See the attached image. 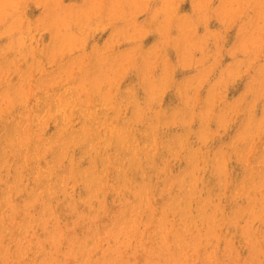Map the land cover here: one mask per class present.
<instances>
[{
	"label": "rangeland",
	"instance_id": "1",
	"mask_svg": "<svg viewBox=\"0 0 264 264\" xmlns=\"http://www.w3.org/2000/svg\"><path fill=\"white\" fill-rule=\"evenodd\" d=\"M1 2H4V3L6 2L8 4H5L4 5L5 12L3 10V12H4L3 15L4 16H2V17H5V15H6V17H5L6 20L0 16V23L3 25V26L0 27V30H1L0 33L1 34L3 33L0 36V46H1L0 47L1 48V50H0L1 51L0 52V58H2V59H0V65H1L0 66V74H1L0 84L3 82V84L0 85V88H2V90L4 91V92H2V90H0V92L3 93V95L4 94L5 95L8 94V95H6V97L4 96L5 99L8 96H9V98H7V102H6L5 99H3V101L0 100L1 101L0 102V110H1L0 111V144H1L0 145V186H1L0 187V197H1L0 198V214L1 215L0 216H3V217H0V239H1L0 245L1 244L4 245V247H1L2 245L0 246L2 248L0 250V253H1V255H0V260H1L0 261V264L1 263L2 264H8V263L9 264H14V263L15 264H18V261H16V260H19V262H21L20 264H53V263L54 264H60L61 263L60 261H64L65 262V263L62 262L61 264H69V263L70 264H72V263L73 264H75V263H77V264H81V263L82 264H85V263L86 264H100V263L101 264H110L111 262H112V264H113V262H114V264H117V263L118 264H121V263H123V264H127V263L128 264L129 263L130 264L131 263H133V264L134 263H136V264H141V263L142 264H147V263L148 264L149 263L150 264L151 263L156 264V263L159 262L158 260H160V262H159L160 264H163V263L164 264H170L171 261H173L172 264H179V263H181V264H187V263L188 264H198L197 262H199V264H208V263L209 264H221V263L222 264H233V262H234V264H236V263L237 264H249V262L251 264H264V251H263L264 250V213H261V212L264 211V205H263V203H264L263 202L264 201V198H263L264 197V186H262V185H264V181H262V179L264 180V174H263L264 168L262 169V165H264V163H263V159H264V156H263L264 155V152H263V150H264V146H263L264 145V137H263L264 136V133H263L264 132V125L262 127V123L264 124V122H263L264 121V118H263L264 117V93L262 92V91H264V82H263L264 81V69H263L264 68V59H263L264 58V55H263L264 54V49H263L264 48V36H263L264 35V27H263L264 26V0H0V3ZM45 4H48L49 6L47 7V5H45ZM51 6L53 7L52 10L50 9ZM44 8H45V10H44ZM48 9L50 11H48ZM93 9H96V11L93 12ZM86 11H87V14L85 13ZM48 12H50V13H48ZM9 13H11V15H8ZM51 13H52V15H51ZM15 14H17V16ZM48 15H49V17H48ZM255 15H257V18H256ZM12 16H13V18H12ZM26 16H27V19H26ZM44 16H45V19H47V20L44 19ZM46 16H47V18H46ZM50 16H53V17H50ZM54 17L55 18H59L60 17V19H63V17H64L65 23H67V24H59L60 25V28L58 29L59 26L56 27L55 21L53 20ZM49 18H51V19H49ZM17 19L19 20V22L16 21ZM66 19H69L68 20L69 23L67 22ZM257 19H258V21H257ZM44 20L46 22H44ZM75 20H77L76 21L77 24H75L76 23V22H74ZM32 21H34V22H32ZM119 21H121V22H119ZM10 22L11 23H14V25H16V27H17V30L16 31L14 29L12 31L10 30L11 32H13V34L6 33L5 32L6 28H8L10 26V24H11ZM28 22H29V25L30 26L28 25ZM170 23H171V26H170ZM252 23L255 24V25H252ZM19 24H20V26H22V28L21 27L19 28ZM45 24L49 25V27H47V25H45ZM158 24H159V26H158ZM64 25H67L68 27L67 26H64ZM28 26H29L30 29L28 28ZM52 26L54 28V29L53 28L52 29L55 30V32L51 29ZM168 26L169 27H172V28H169ZM18 28H19V30H18ZM27 28H28V30H27ZM63 28L65 29V31L63 30ZM128 28L129 29L131 28V29L128 30ZM168 28H169V31H168ZM170 29H172V30H170ZM179 29H181L180 30L181 31L180 33L178 32ZM69 30H71V32ZM72 30H74V31H72ZM19 31H21V33ZM261 31H263V32L261 33ZM50 32H51V34H55V35L54 36L52 35L53 37H51V35L49 34ZM58 32L60 34V37H62L63 35L64 36L66 35V38H72V36L74 37V34H75L76 38H77V36L81 37V39H78L77 40L78 42L81 41L80 42V45H79V49H78L77 46H71V47H68V48L65 47V46H67L66 43L69 40H67L66 43H64V45H62V44L60 45V47L62 46L65 49H63V48L60 49V47L57 46V45H59V44H57V42H59V34H58ZM74 32H76L77 34L74 33ZM124 32L126 34H124ZM133 32H135V33H133ZM168 32L170 33V35H169ZM127 34H130V36H128ZM160 35H161V37H160ZM18 36H21L24 39V41H23V39L21 37H18ZM24 36H25V38H24ZM56 36L58 37L57 41L54 38ZM121 36H125V37H121ZM11 37L13 38V40L11 39ZM50 37L52 39L53 38L54 39L52 40ZM261 37H263V38H261ZM18 38H20V40L23 41L22 44H21V41L20 40L18 41V43L15 42V41L18 40ZM128 38L130 40H128ZM9 40H11L10 43H9ZM84 40H86V41H84ZM180 40H182V42H180ZM48 41H50V42H48ZM137 42H138V44H141L140 47H139L138 44H136ZM174 42H175V46H174ZM5 43L10 48L7 47ZM23 43L25 45H27V46L25 47V45H23ZM133 43H135V44H133ZM160 43L162 44V46L160 45ZM179 43H181V44H179ZM8 44H10V45H8ZM11 44H13V46ZM132 44H133V46L131 47ZM83 45H85V46H83ZM177 45L179 46L180 49L179 48L176 49V46ZM92 46H93L94 49L92 48ZM133 47H134V49H133ZM202 47H203V49H202ZM15 48H17V49L15 50ZM26 48H27V52H26ZM76 48H77V50H76ZM49 49L50 50L51 49L52 50H56V52L58 50L59 51H58V53H56L55 51L51 52ZM141 49H143V50H141ZM197 49H199V50H197ZM222 49H223V51H222ZM18 50H19V53H17ZM100 50H101V52H100ZM136 50H138V51H136ZM160 50H162V51L165 50L163 52L164 55L162 54V51H160ZM236 51H238V52H236ZM44 52H47V53H44ZM48 52H51V53H48ZM79 52L80 53L82 52V53L80 54ZM99 52L102 53V56L110 57L109 59L112 60V61H110L108 59L109 62L107 64H103L104 66L106 65V67L102 66L104 68V70L106 71L105 74H107V76H106L107 78L105 77L103 79H99L98 80V82L100 83V85H99V83H95L94 82V79L95 78H98V77H95L94 78V76H92V77L90 76V78H88V79H89L91 85H89L90 83L87 81V79L85 80L87 82L83 81V77H81V75H82V72L85 73L87 71V69L92 70L90 72V74L92 75L94 73L93 71H95V67H93L94 64H96L95 65L96 67L98 65H101V64L98 63V61L102 57L101 56L100 58H98ZM145 52H146V54H145ZM191 52L193 54H191ZM221 52H223L224 55ZM258 52H259V55H258ZM14 53L16 54V56H15ZM32 53H34V55ZM83 53L84 54L86 53V56ZM156 53H158L160 55H158ZM19 54H20V56H19ZM48 54H50V55H48ZM143 54L146 55V57ZM153 54H155L157 56H155ZM233 54H234V56H233ZM52 55L53 56L54 55L56 56L54 60H53V56ZM83 55L85 56L84 58H83ZM87 55H89L90 57L87 56ZM107 55H109V56H107ZM222 55H223V57H222ZM256 55H258V56H256ZM26 56H27V58H25ZM31 56L32 57L35 56L37 59L35 57H33V58H35L36 60L33 59V58H31ZM96 56H97V58H96ZM125 56H128L130 58L133 57L134 58V63H132L133 62L132 61L133 58H132L131 59V62H130V65L127 64V63H125L126 66H125V64H124L125 67L122 66L123 62H125L122 59ZM139 56H140V58H139ZM158 56H159V58H158ZM262 56H263V58H262ZM16 57H17L18 61H17ZM80 57H81V59H82L83 62L80 61L79 67L80 66L83 67V68L85 67L86 68L85 71H84L85 68L81 71L80 70L81 67L80 68L73 67V68H75V72L76 73L75 72H72V69L73 68L70 69L69 71L66 72V74H67V77H65L66 79H64V77H59V79L56 77L55 74L57 73V70H53V69H55L57 66H59L60 68H62L63 66L66 67L65 64L66 63L68 64L69 60H71V59L74 60V59L80 58ZM114 57H117V58L113 59ZM166 57H167V59H165ZM180 57H181V60H180ZM204 57H206V58H204ZM229 57H230V59H229ZM255 57H258V58H256L257 60L254 59ZM11 58H13V60H15V65L13 63V66L14 67L12 66L13 60ZM152 58L153 59L155 58V59L153 60ZM186 58H187V60H186ZM10 59L12 60L11 62H9ZM158 59H159V61H158ZM168 59L170 61H167ZM198 59H200V61ZM149 60L150 61L153 60V62L151 63ZM197 60H198V62H197ZM243 60H244V62H243ZM135 61L136 62L138 61V62L136 63ZM180 61H182V62H180ZM195 61H196V63H195ZM32 62H33V64L35 63L34 64L35 66L32 64ZM63 62H65V63H63ZM162 62H163V64H165V62H166V64L163 65ZM167 62L168 63L170 62V64H168ZM203 62H205V63H203ZM9 63H11V64H9ZM30 63H31L32 66L29 65ZM179 63H181V65ZM186 63H188V64H186ZM109 65H110V67H109ZM132 65H134V66H132ZM169 65H170L169 68L173 67L174 70L171 68L169 70L170 71L169 72L166 69V66L168 67ZM184 65H185V67H184ZM240 65H241V67H240ZM248 65H250V67ZM29 66H30V68L31 67L32 68L30 69ZM33 66L35 68H33ZM89 66H91V67H89ZM245 66H247L248 69L246 68L247 70H244V72H243L242 70H243V68L245 69ZM117 68H119L120 72L117 71L118 70ZM163 68H165V69H163ZM32 69H33V71H32ZM122 69H123V71L124 70L125 71L122 72L121 71ZM146 69H148V72L147 73H146ZM211 69H213V70H211ZM20 70H23L24 71V74H26V75H24L23 74V71H20ZM27 70H29V71L28 72H25ZM45 70H47L49 72H46ZM63 70H64V68H62L61 70L59 69L60 72L64 73L66 71V69L64 71ZM171 70H173V73H172ZM186 70H187V73H186ZM41 71H42V73H41ZM70 71H71V74L73 76L76 75V77L75 76L72 77V75L69 74ZM73 71H74V69H73ZM108 71H111V72H108ZM237 71H238V76H235L237 74L236 73ZM20 72H21V74H20ZM45 72L47 74L49 73L50 74V77H49V75L47 76V74ZM79 72H81L80 75H77V74H79ZM114 72H116L117 74L115 73L116 74L115 75ZM155 72H156V74H155ZM51 73H52V75H51ZM232 73H235V75L234 74L232 75ZM16 74L18 76H19V74L21 76H23V77L19 76V77L23 78V81L22 80H19L21 78H19L18 76H16ZM32 74H33V76H32ZM123 74H124V76H123ZM38 75H39V77H38ZM40 75H42V76L45 75V76L42 77ZM118 75H120V76L118 77ZM141 75H142V77H141ZM162 75H164V76H162ZM170 75L173 76V77H171ZM30 76L32 78H30ZM209 76H210V78H209ZM16 77L18 79V82H15L14 83V81H16ZM80 77H81V79H79ZM36 78H40L41 80L39 82H37L39 79H36ZM119 78H121V79H119ZM160 78L163 80V83L164 84L162 83V81H161ZM163 78H166V79H163ZM169 78H171V79H169ZM173 78H174V81L172 80ZM9 79H10V83L13 82L11 85L9 84ZM51 79H52V82H50ZM152 79H154V80L152 81ZM193 79H194V81H193ZM223 79H224L225 82L222 84ZM43 80L44 81L46 80V81L44 82ZM67 80L69 81V84H70L71 88H75V89H73V91H75V90H76V92L77 91H81L78 97H66L67 88L65 89V87L67 86L66 84H68L67 83ZM79 80H81V81H79ZM100 80L103 81L105 85ZM107 80H110L111 81L109 84H111L112 86L107 87L109 85V84H107ZM119 80H121L120 83H117V81L119 82ZM158 80H160V82ZM170 80H171V82H170ZM233 80H234V82H233ZM4 81H6L5 83L8 84L9 87L4 83ZM35 81H36V83H35ZM112 81L114 82V84H112L113 83ZM149 81L152 82V83H150ZM166 81H168V82H166ZM202 81H203V83H202ZM22 82L24 84V86H23L24 89L23 90H25L24 91L25 93H24V95L22 94V96L19 97V96L16 95L17 94L16 93L17 91L15 90V88H17L18 86H20V84H18V83H22ZM30 82H31V84H30ZM49 82H50V84H49ZM195 82H196V85H195ZM79 83H81V84L79 85ZM131 83L133 85H132V89L129 92V89L131 88V85H130ZM158 83H160V84L158 85ZM165 83H167L166 84L167 88L165 86ZM175 83H177V84H175ZM182 83H183V85H182ZM236 83L238 85H236ZM75 84L78 85L80 87V89L81 88L82 89L80 90L79 87L78 86L76 87ZM82 84L83 85L85 84V85L82 87L81 86ZM150 84H151V86H150ZM152 84H154V85L152 86ZM87 85H89V87H91V86L96 87L97 90H99V92L98 91H95V88H93V90L90 89V91H89V87H87ZM161 85L165 89L162 88ZM10 86H11V88H10ZM85 86H86V89H85ZM191 86H192V88H191ZM222 86H224V87H222ZM177 87H179L180 89L177 88ZM8 88H9V90H7L8 93H6L5 91ZM102 88H104V93H106V94H103V92H102L103 89ZM176 88H177V90H176ZM181 88L184 89V90H182ZM218 88H219V90H218ZM113 89H115L116 91L113 90ZM121 89L122 90L124 89L125 91L124 90L122 91ZM133 89L135 90V92H133ZM158 89L161 91L160 93H159V90ZM161 89H164V90H161ZM178 89H179L180 92L178 91ZM30 90L32 92L29 94ZM107 90H110V91H107ZM156 90L158 91V93L155 92ZM100 91L102 93H100ZM214 91H215V95L216 96L214 95ZM221 91H223V92L226 91L225 92L226 94L223 93V92H221ZM11 92L13 94L14 93H16V94L11 95L12 94ZM48 92H50L51 95ZM107 92H110V93H107ZM149 92H150V94H149ZM162 92H163V94H162ZM218 92L219 93L221 92V94L219 95ZM242 92H244V93L246 92L247 93L246 96H245V98L243 96L244 93H242ZM91 93L94 94L95 96L94 95L91 96ZM111 93H113V94H111ZM130 93L133 94L134 96L133 95L131 96ZM240 93H242V94H240ZM108 94H109L110 98H109V96H107ZM114 94H116V98H115V95ZM142 94H143V96H142ZM159 94H160V96H159ZM177 94H178V96H177ZM224 94L226 96H224ZM1 95L2 94H0V97L3 98ZM59 95H61V96H59ZM99 95H101V96H99ZM102 95H103V97L104 96H107V98H109V100L112 101L114 104H115V102H117L115 104V105H117L116 106L117 107L116 111L118 112L121 109L120 111H121L122 115L127 118V122L126 123H128V124L127 125L125 124L126 125L125 126L126 128H124V130H126V133H130L131 132V129L136 128V127H137L136 128L137 134H140L141 132H143V131L145 132L146 131L145 134H143V135L140 134L141 137H139L138 140H137V144L134 147L135 148L134 151H136V152H134L132 148H126V147L121 148L120 147L121 144L119 142H115V140H110V145H109V141H106L105 139H103V136H101V134L103 133V129L102 128H96L94 126V123L90 119H88V117H89L88 114L90 113L89 111H92L94 108L101 107L100 105H102V100H103ZM111 95H112V99H111ZM27 96H29V98ZM195 96L197 98H199V99L195 98ZM218 96H219V98H218ZM241 96H243V98ZM24 97H26V98L24 99ZM128 97H130V99ZM133 97H134V99H133ZM182 97L183 98L185 97V98L183 99ZM207 97H209L208 98L209 101H208ZM215 97L217 99L213 100ZM50 98L51 99L53 98V99L51 100ZM73 98H74V100H73ZM89 99L91 101H89ZM118 99L119 100H122V101L120 102ZM185 99H186L187 103H189V104H187L186 101H184ZM195 99L198 100V101L195 102L194 101ZM258 99H260V100H258ZM8 100H11V101L9 102ZM46 100H48V101H46ZM58 100H59V102H58ZM147 100H148V103H147ZM150 100H151V102H149ZM25 101H26V103H24ZM124 101L125 102H128V104L125 103ZM212 101H214L213 103H217L218 105L217 104L214 105L213 103H211ZM239 102H241V103L238 104ZM243 102H244V104H243ZM11 103H13V104H11ZM118 103H120V104H118ZM121 103H123V104H121ZM210 103L213 104L212 106L210 105L213 109L211 107L208 109V106H209ZM7 104L9 106H6ZM47 104H49V105H47ZM237 104L239 106L240 105L241 106L238 107ZM60 105H62V106H60ZM63 105H64V109L59 108V107H62L63 108ZM118 105H119L120 108L118 107ZM122 105H123V107H122ZM177 105H179L180 108ZM254 105L257 108H255ZM148 106H150V108ZM158 106H160V107L158 108ZM236 106L238 107L237 111L235 110L237 108ZM134 107H136L137 109H135ZM28 108H29V110H27ZM124 108H126L125 111H124ZM250 108L252 110H250ZM73 109H74V111H73ZM215 109H216V111H215ZM229 109H230V111H229ZM68 110H69V112H71V111H73V112L69 113ZM77 110H78V112H77ZM82 110L84 112H86L87 114L86 115H83L82 112H81ZM149 110H151V111L149 112ZM171 110H172V112L174 110V112H176V113H173L172 114ZM209 110L210 111L213 110V111H211L212 114L209 112ZM42 111H44V112H42ZM47 111H48V114H47ZM123 111H124V113H123ZM140 111H141V113H140ZM197 111H199V113H196ZM207 111L209 112L208 113L209 115H206L207 114ZM231 111H232V115L229 114V113H231ZM234 111L237 112L236 115H234L235 114ZM26 112H30V113L27 114ZM143 112H144V115H142ZM160 112H161V114H160ZM252 112H253V114H252ZM136 113H137V116H136ZM157 113H158V115L156 117L158 118V120L155 117V114H157ZM192 113H193V115H192ZM225 113H227V115ZM246 113H248V114H246ZM25 114L27 116L28 115H31L30 116L31 117L30 119L32 120L31 122H30V119H27L29 116L27 117ZM37 114H38V116H39V114H42V115L39 116V118H38L37 117ZM145 114H147V115H145ZM174 114L177 115L176 117H178V118H176ZM210 114H211V116H210ZM35 115H36V117L38 119L35 118ZM138 115H139V119H138ZM212 115H214V116H212ZM230 115H231L232 118L230 117ZM45 116H47V117H45ZM62 116H63V118H62ZM68 116H70V117H68ZM143 116L145 117L144 119H143ZM164 116H165V118H164ZM207 116H210L209 117L210 119ZM227 116H228V118H227ZM67 117H68V119H67ZM222 117H223V119H222ZM225 117L229 121L231 120V122H229L227 119H225ZM25 118L28 120L29 128H28V126L26 127V125H28V123L26 122L27 120ZM41 118H45L43 120L44 121L46 120V124H45V122L43 123L41 121L42 120ZM133 118H134L135 121L133 120ZM160 118H162V119H160ZM163 118H164V120H163ZM207 118H208V121L209 122L206 121ZM15 119H16V122L17 123H15V121H13ZM22 119H23L24 122L22 121ZM34 119H35V121H33ZM141 119H142V121H141ZM159 119H160V121L161 120H163V121H161L159 123ZM169 119H171V120H169ZM180 119L181 120L183 119V120L181 121ZM188 119H189V121H190V119H192V122L190 121V123H189ZM204 119H206V120H204ZM214 119H215V121H214ZM138 120H140L141 123H140V121H139V123H137ZM177 120H178V122H177ZM232 120H234V121L232 122ZM143 121L144 122L146 121V123L143 124ZM164 121H166V124L165 125H163L165 123ZM169 121L170 122L173 121V122L170 123ZM174 121L177 122V123H179V124L175 123ZM256 121H258V122H256ZM9 122H12V123H9ZM150 122H152V123H150ZM201 122L204 123V124H202ZM8 123H9V125H8ZM155 123L158 124V125L156 124V127H155ZM227 123H228V125H227ZM22 124H24V125H22ZM41 124L43 126L42 127L43 130H40L39 128H37V127L41 126ZM167 124H169V125H167ZM255 124H256V126H255ZM177 125H179L180 127L177 126ZM188 125H189V127H187ZM257 125H258V130H257ZM7 126H9V127H7ZM201 126L202 127L205 126V129L206 128L207 129L209 128V129L208 130L207 129L206 130L205 129H202ZM244 126H246V127H244ZM84 127H88V128H86V131H84V129H83ZM139 127H140V129H139ZM174 127H176V129H174ZM261 127H262L263 132L260 129ZM2 128L3 129L5 128V129L2 130ZM35 128H37V130ZM55 128H58V130L61 129V131L63 133H60L61 131L60 130L58 131ZM151 128H153L152 131H150ZM155 128H157L159 131L157 129H155ZM160 128H162V129L160 130ZM188 128H190V129H188ZM248 128H249V130H248ZM191 129H192V131L190 132ZM214 129H216V131H217L216 134L213 133V132H215ZM11 130H13V131L11 132ZM21 130H22V132H21ZM38 130H40V132ZM99 130L100 131L102 130V131L100 132ZM155 130H157V131H155ZM14 131H18V134L20 136L19 139H18V137H19L18 134L16 132H14ZM36 131H38V132H36ZM74 131H76L75 134H74ZM173 131H175V132H173ZM179 131L181 133H179ZM205 131L207 132V134H206ZM211 131H213V132L211 133ZM250 131L256 132V133H253L254 134L253 135L252 133H250ZM259 131H260V133H259ZM23 132L25 133V135H23ZM56 132H57V134L59 136L56 135ZM153 132H154V134H153ZM156 132H157V145H159V143H160L161 146H157L156 145V136H155V133ZM160 132H161V134H159ZM242 132L245 133V134H247V135L244 134V136H240V135H243ZM6 133H8L9 135H7ZM149 133H150V135H149ZM170 133H171V135H170ZM187 133L189 135H187ZM26 134L28 135V137L26 136ZM72 134H73V136H71ZM180 134H181V136H179ZM199 134L202 135L203 137L201 138ZM204 134L206 136L209 135V137L207 136L208 138L205 136V138H207L206 141H203V140H205L204 139ZM235 134H238V135L235 136ZM21 135H22L23 139H22ZM167 135H169L170 137L167 136ZM198 135H199V137H198ZM211 135H213V136H211ZM250 135L252 137H254V138H252ZM6 136H8V138ZM75 136L77 137V140H76ZM152 136H154V138H155V144L152 143V141H153L152 140V138H153ZM234 136H235L236 139H234ZM238 136L241 137V138H238ZM246 136H248V137H246ZM48 137H49V139H48ZM63 137H65L67 140L65 138H63ZM167 137L170 138L169 139V142H168V138ZM250 137H251L252 140L250 139ZM2 138L5 139L4 142H3V139ZM185 138L188 141L187 140L184 141ZM198 138H200V139H198ZM237 138L238 139H241V140H237ZM60 139L61 140L64 139V140L60 141ZM89 139L92 140V141L90 140L91 142L89 144V146L90 145L92 146V147L90 146L91 148L88 147V143H89L88 141H89ZM93 139L95 140L94 142H93ZM231 139L234 140V141H232ZM6 140L8 141V143H5ZM32 140L35 141L36 143L33 142ZM42 140H43V142H42ZM81 140H84V141L81 142ZM195 140H196V143H195ZM9 141H11V142H9ZM15 141H17L16 144L14 143ZM63 141L64 142L66 141V143L64 144ZM235 141H237V142H235ZM21 142L24 143V148H22L23 144ZM32 142L35 143V145ZM50 142L52 144H49V146H48V143H50ZM143 142H144V144H143ZM180 142H181V144H180ZM199 142H202V143H199ZM207 142H210V143L207 144ZM162 143H164V144H162ZM185 143H186V145H185ZM222 143H223V145H222ZM233 143H236V145H234ZM240 143H242V144H240ZM251 143H253V144H251ZM260 143H262L263 145H261ZM31 144L34 146V149H33V146ZM56 144H58V146ZM92 144H94V145H92ZM224 144H226L225 146L227 148L224 146ZM9 145H11V146H9ZM16 145H19V148ZM25 145H26V147H25ZM45 145H47V146H45ZM62 145H64V146L61 147ZM167 145H169V146H167ZM178 145H180V146L183 145V147L181 146L182 148L180 149V146H179V149H178L177 148ZM248 145L250 147H252V148L255 147V148H253L254 150L252 152H251L252 148L249 147V149H248ZM59 146L61 147V149H60ZM66 146H68V147H66ZM141 146H143V147H141ZM149 146H150V148L148 150L147 148ZM232 146H235V147H232ZM244 146H246V147H244ZM3 147H4V149H3ZM13 147H14V149H13ZM46 147L48 149H46ZM174 147L178 151L180 150L179 152L181 154L179 152H178L179 154L176 153L177 151H176V149ZM203 147H205V148H203ZM259 147H261V148H259ZM1 148H2V150H1ZM40 148H41V150L39 152L38 150ZM97 148H99V151L98 152H97V150H98ZM119 148H121V149H119ZM172 148L174 149V151H173ZM191 148H192V151L194 149L198 148L197 150L200 149L201 152L200 151L196 152L197 150L196 151L194 150L192 152L191 151ZM221 148L224 149V150H222ZM7 149H8V151H7ZM11 149H12V151H10ZM91 149H93V150H91ZM212 149H213V152H212ZM218 149H219V153H217ZM42 150H43V152L41 153ZM80 150L82 151V153H81ZM101 150H102V152H101ZM114 150H115V152H114ZM119 150H121V151H119ZM221 150H222V152H220ZM239 150L242 153L239 152ZM3 151L4 152L7 151V152L6 153H3ZM16 151H18L19 154ZM95 151L97 153H95ZM124 151H126V152H124ZM137 151H138V153H137ZM140 151H141V154H140ZM23 152L26 153V154L28 153V154L27 155L26 154L25 155H21L20 153L23 154ZM61 152H63V153H61ZM147 152H148V154H147ZM184 152H185V154H184ZM194 152H196L195 155H194ZM203 152H204V154H203ZM226 152H227V154H226ZM14 153L17 154V155H15ZM123 153H124V157H123ZM131 153H132V155H130ZM199 153L201 154V156H200ZM221 153H223V154L221 155ZM13 154H14V156H13ZM75 154H77V155H75ZM81 154L83 156H81ZM92 154H95V157ZM135 154L136 155L138 154V156H136ZM229 154H230L231 158L230 157L227 158L229 156ZM240 154H242L241 156L244 155L243 159L241 158ZM134 155L136 156L135 158H133ZM177 155L179 157H176ZM219 155H221V156H219ZM6 156H8V157H6ZM22 156H25V158L24 157L21 158ZM71 156H72V158H71ZM78 156L79 157L81 156V157L79 158ZM108 156H109V159H107ZM150 156H151V158H153V160L151 162L149 160ZM162 156H164V158ZM208 156L211 158L210 161H209V157ZM214 156H215V159L217 160V162H216V160H214ZM237 156H239V158ZM4 157H6L7 159H5ZM98 157H100V159ZM138 157H140V158H138ZM172 157L174 158V161H173V158ZM185 157H187V159H185ZM248 157H249V159H247ZM259 157H261V160L262 161H260ZM27 158H29L28 159L29 161H24L22 163V161L24 159L27 160ZM125 158L127 159V161H126ZM201 158L205 162L204 163L202 161L203 165L201 163V160H202ZM221 158H222V160H221ZM19 159H20V161H18ZM21 159H22V161H21ZM61 159H62V162H61ZM120 159H123V160H121L122 163H121ZM140 159H143V160H140ZM164 159L166 161H169L170 160L169 161L170 164L168 162H167L168 163L167 164ZM219 159H220V161H219ZM255 159H257V161ZM5 160H6V164H5ZM33 160H34V162H33ZM51 160L52 161L54 160L53 163H51ZM72 160H73V162H71ZM145 160H146V162H145ZM171 160H172V162H173L174 165L172 164ZM223 160H225V161H223ZM239 160H240V163H239ZM244 160H246L245 161L246 164H245ZM139 161H141V162H139ZM177 161H178V163H177ZM18 162H19V164H18ZM86 162H88V163H86ZM99 162H102V163H99ZM130 162H134V163H130ZM152 162H153V164H151ZM192 162H194V163L192 164ZM220 162H222V163H220ZM261 162H262V164H261ZM1 163H2V165H1ZM33 163H34L35 166L33 165ZM75 163H77V164L75 165ZM140 163H141V165H140ZM147 163H149L151 165H149ZM190 163H191V165H190ZM95 164H96V166H95ZM119 164H122L121 167H117V166H120ZM137 164H139L140 166H138ZM156 164H158V165H156ZM171 164H172V166H171ZM200 164H201L202 168H201ZM216 164L219 165V166H217ZM220 164H221V166H220ZM259 164H261V166ZM12 165H13L14 168H16V170H12V169H14V168L11 167ZM15 165H16V167H15ZM105 165H107V166H105ZM135 165H137L138 167L137 166L135 167ZM164 165L170 166L171 169H169L168 166H166L167 167L166 170L163 169L162 167ZM1 166H3V167H1ZM40 166H42L43 168H41ZM47 166H48V168H46ZM149 166H150V168H149ZM223 166L226 168V173L227 174L225 173V168ZM257 166L259 168H257ZM20 167L22 168V170L20 169ZM30 167H31V169H30ZM37 167H38V170H37ZM52 167L53 168H56V169L51 170V169H53ZM76 167H78V168H76ZM86 167H88V168H86ZM106 167H107V171H106ZM139 167H142V168H139ZM194 167H195V169L197 167H200L199 169H197L198 172L194 169ZM221 167H222L223 171H221ZM246 167H247V169H246ZM250 167H251V170H250ZM44 168H45V170H44ZM75 168H76V170H75ZM82 168H84L85 170L82 169ZM95 168H96V170H98L99 168L100 169L98 171H96ZM25 169H26V171H25ZM118 169H120V171ZM168 169H169V171H168ZM193 169H194V173L195 174L192 172ZM252 169H253V171H252ZM255 169L257 170V172L255 171ZM43 170H44L45 173L43 172ZM69 170H71V172H73V174L75 175V177H74V175H72V173ZM91 170H95V171L91 172ZM122 170H123V178H122V174H121ZM129 170H131V171H129ZM163 170L166 171V172L163 173ZM16 171H20V172H16ZM208 171L211 174L208 173ZM227 171H229V172H227ZM61 172H63V173H61ZM64 172H65V174H64ZM129 172L131 173L130 174V177H129ZM173 172H175V173H173ZM219 172H221V173L223 172V173L222 174L220 173L221 175H219ZM17 173H18V178H16L17 177ZM21 173L22 174L24 173L23 176H22ZM96 173H98L97 176H95ZM146 173L148 174L147 176H146ZM158 173H162V174H158ZM196 173H197V175H196ZM247 173H248V175H247ZM46 174H48V175H46ZM51 174H53V175L55 174V176H53ZM224 174H226V175L224 176ZM259 174H261V176ZM41 175H42V177H41ZM60 175H62V176H60ZM100 175H102V176H100ZM143 175H145V176L143 177ZM20 176H22V177H20ZM84 176H85V179H84ZM99 176H100V178H99ZM148 176H149L150 179L148 178ZM161 176H163V178ZM182 176H185V177L182 178ZM194 176H195L196 179L193 178ZM229 176H230L231 183H229ZM44 177H46V178H44ZM49 177H50V179H49ZM66 177H67V180L65 179ZM92 177H94V178H92ZM179 177H180V179H183L182 180L183 183L181 182V180L179 179ZM223 177H226V178H223ZM14 178H15L16 181H13ZM54 178H55V180L57 178L56 183L54 181ZM68 178H70V179H68ZM114 178H115V180H114ZM116 178H117L118 181L116 180ZM191 178H193V181L194 182L192 181ZM231 178H232V180H231ZM259 178H262V179L259 181ZM25 179H28V181H26ZM51 179H52V181H51ZM75 179H76V182H74ZM93 179H95V180H93ZM19 180H20V182H19ZM37 180H38V182L35 183V181H37ZM46 180H48L47 183H49V185L45 182ZM87 180H89V181H87ZM108 180H110L109 181L110 183L107 182ZM128 180H129V182H128ZM149 180H150V184H149ZM153 180H154V182H153ZM195 180H196V183H195ZM250 180H251V182H249ZM61 181L64 182V183H62ZM136 181H137V184H135ZM227 181H228V185L227 184H223L224 182L227 183ZM242 181H243V183H242L243 185H241V183L239 184V182H242ZM65 182L68 183V184H66ZM88 182H90L92 184H90ZM140 182H141V184H140ZM169 182H171V183H169ZM255 182H257V185H253V184H255ZM259 182H261L260 183V186H262V187H259V185H258ZM23 183H24V185H23ZM60 183H61V186L59 185ZM86 183H88V184H86ZM124 183H126V184L124 185ZM143 183H144V185H143ZM7 184H8V186H7ZM43 184L44 185H47L48 189H47L46 186L44 187ZM72 184H76V185H74V187H72ZM93 184L96 186L95 187L96 189L94 188V185ZM113 184H114V186H113ZM132 184H133V186H131ZM167 184H168V186H167ZM192 184H194V185L192 186ZM10 185H11V187H10ZM19 185H20V187L22 189L21 192L19 191V190H21V189H19L20 188ZM126 185H127V188H126ZM186 185L189 187L190 190L187 188ZM195 185H197V186L199 185L198 188ZM224 185L225 186L227 185V187H224ZM23 186H25V187H23ZM38 186H39V189H37ZM112 186H113V190H111L109 188V187L112 188ZM235 186H237V187H235ZM242 186H243V188H242ZM254 186H256V188H254ZM135 187L137 189H134ZM143 187L144 188H147L148 187L147 190H146V192H145V189ZM151 187H154V188H151ZM199 187H202V188L200 189ZM233 187L236 190L235 192H234V188ZM3 188H4V190H3ZM29 188L31 189L30 191H29ZM51 188H52V190H51ZM88 188H90L92 191L90 189H88ZM164 188L167 189V190L166 191H163ZM170 188H172V189H170ZM223 188H224V190H223ZM241 188H242V190H241ZM261 188H263V189H261ZM8 189H11V191L8 190ZM26 189H27V191H26ZM33 189H35V190H33ZM94 189H95L96 192L94 191ZM132 189H134V190H132ZM202 189H203V192H202ZM255 189H257L259 192L261 191L260 195H259V192L257 190L255 191ZM13 190H15V191H13ZM47 190H49V191L47 192ZM54 190L57 193H54L53 192ZM58 190H59V192H58ZM72 190H73V192H72ZM77 190H79V191H77ZM140 190H141V192H140ZM168 190L170 191V194L167 193V192H169ZM217 190H219V192ZM246 190H249V191H246ZM5 191H6V193H5ZM7 191H9L10 193H8ZM61 191H62V193H61ZM90 191H91V193H90ZM138 191H139V193L136 194ZM159 191L162 193V194L160 193L161 195L159 194ZM174 191H176V192H174ZM15 192H17V194H14ZM28 192H29V194H28ZM38 192L40 193L39 195H38ZM50 192H52V193H50ZM76 192H78V195H77ZM120 192H122L121 195H120ZM196 192H198L199 195ZM221 192L222 193L224 192V194H222ZM246 192H248V193L246 194ZM189 193H190V196L192 195L191 198H190V196H188ZM209 193H210V195L212 197L209 195ZM217 193H218V196L216 195ZM238 193L241 195V198H239L240 195ZM5 194H7V196ZM145 194H146V198H145ZM149 194H151V195H149ZM231 194H233V195L237 194L238 196L237 195L233 196ZM249 194L251 195L250 198L248 196ZM9 195H10V199L11 198L14 199V200H12V202L8 198ZM34 195H35V199L37 198V203L35 205H34V203L36 202V200L34 199ZM69 195L71 197H73L72 195H74L75 196L74 197V200H73V198L68 197ZM92 195H93V197H92ZM95 195H96V199H94ZM180 195H181V197H179ZM253 195H256V196L258 195V196L256 197V196H253ZM26 196H28V197H26ZM78 196H80L81 198L78 197ZM102 196H104V197H102ZM133 196H134V199H133ZM153 196H155V197H153ZM247 196H248V199H246ZM5 197H7V198H5ZM25 197L27 199H25ZM77 197L80 198V199L78 200ZM98 197L99 198L102 197V199L99 200ZM127 197H128V199L126 200ZM140 197H141V199H140ZM148 197H149V199H147ZM42 198H43V200H42ZM176 198L179 199V200H176ZM255 198L256 199L258 198L257 199L258 201ZM69 199H70V201L68 202ZM82 199L85 200V201L83 200L84 203L81 201ZM145 199L148 200V201H150V202L147 201V203H145V201H146ZM155 199H156V201L158 199L160 201L158 200L157 203H156ZM25 200H26L27 205L24 206ZM102 200H104V202ZM118 200H120L123 205L120 203V201L118 202ZM132 200H133V202H132ZM174 200H175V202H174ZM209 200L212 201L213 203L210 202ZM213 200H215L216 202L213 201ZM218 200H219V202L217 203ZM259 200H260V202H259ZM21 201L22 202L24 201V202L22 203ZM139 201H141L140 202L141 204L138 203ZM151 201H153L154 204H152ZM176 201H178V202H176ZM203 201H204V203H203ZM206 201H207V203H206ZM236 201H238V202H236ZM8 202H10L11 204H8ZM88 202H90V203H88ZM99 202H100V204H99ZM134 202H137V204H134ZM170 202H172V203H170ZM186 202L187 203L188 202L189 203L191 202L190 203V206L187 205ZM208 202H210L211 204H208ZM251 202H253V204H256V205L252 206L251 205ZM30 203H32L33 206ZM174 203H176V204H174ZM219 203L221 204V206H220ZM74 204L75 205L77 204V205L75 206ZM89 204L91 205V207H89ZM92 204H93V208H92ZM97 204H99V205H103L104 204L103 205L104 207H101V206H99ZM108 204H111L113 206L108 205ZM115 204H118V205H115ZM119 204H120V206H119ZM131 204H132V206H131ZM156 204H158V205H156ZM170 204H171L172 208H171ZM184 204H185V206H184ZM201 204L203 205L202 210H201V206H202ZM207 204H208V206H207ZM240 204H241V206H240ZM96 205H97L98 208H96ZM167 205H169V206H167ZM173 205H174V207H173ZM180 205H182V206H180ZM216 205L218 207L219 206L220 207L218 208ZM257 205H258V207L256 208ZM3 206H5L6 208L3 207ZM50 206L52 207V209H51ZM68 206L70 208H68ZM72 206H74V207H72ZM117 206H118V208H117ZM134 206H135V209H134ZM151 206H153V207L155 206L154 208L157 207L155 209V213L153 212L154 211V208L151 207ZM176 206H178V208ZM187 206H189L190 209ZM194 206H195V208H194ZM262 206H263V209H260ZM27 207H28V209H27ZM75 207H76L77 211H76V209H74ZM110 207H111V212H110V209H109ZM114 207H116V209ZM146 207H147V209H146ZM182 207L183 208H187L188 210L187 209H183ZM214 207H215V209H214L215 212L213 210ZM239 207L242 208V211L243 212L246 211V214H245V212L242 214L241 213V209ZM251 207H253V208L255 207V209H256L255 210L256 211V215L254 214L255 213L254 209L253 208L251 209ZM2 208H3V210H2ZM18 208H19V211H18ZM40 208H42L43 210L40 209ZM95 208L98 209V210H96ZM112 208H113V210H112ZM4 209L6 210V212H5ZM124 209L126 211H124ZM151 209H152V211H151ZM225 209H226V212H225ZM39 210L40 211L42 210V213H40ZM88 210H89V212H88ZM115 210H117V211H115ZM162 210H163V212H162ZM165 210L168 211V213H165ZM173 210L176 213L171 212ZM197 210L198 211L200 210L199 211L200 213H198ZM251 210H253V211H251ZM81 211L84 212V215H87V216H85V218H84L83 213ZM91 211H93V213ZM129 211H130V214L128 213ZM187 211H188V213H186ZM211 211H213V213H215V214H213ZM218 211L219 212L222 211V212L219 213ZM76 212H78V213H76ZM87 212H88V214H87ZM90 212L92 214H90ZM114 212H116V213H114ZM150 212H151V215H150ZM238 212H239V215H242V216H239L238 215ZM6 213H8V214H6ZM81 213H82V215H81ZM95 213H96V216H98V217H95L94 216ZM97 213H98V215H97ZM101 213H102V215H101ZM104 213L106 215V216L104 215L105 218H106V219L104 218L105 220L103 219V217H104L103 214ZM195 213H196V217H195ZM235 213H236V216H235ZM4 214H6V215H4ZM74 214L75 215H78L79 214V217L75 216ZM152 214H153V217L151 218ZM165 214H167V215H165ZM201 214H202V216H201ZM12 215H13V217H12ZM131 215H134V217L131 216ZM144 215H145V218H144ZM164 215H165V217H164ZM170 215H171V217H170ZM212 215H213V217H212ZM81 216L83 217L84 220L83 219L81 220V218H82ZM88 216H90V217H88ZM122 216L123 217H126V218L122 219L123 218ZM128 216H130V217H128ZM161 216L164 217L163 219H165L164 220L165 222L163 221V223H162V220L163 219H160V218H162ZM166 216H167V218H166ZM17 217H19V218H17ZM41 217H44L45 222H46V218L47 217H49V218H47V222L44 223V221L40 219ZM55 217L56 218L58 217V218L55 219ZM94 217L96 219L95 220L93 219L94 221L91 220ZM114 217H115V219H114ZM131 217L133 218V220L131 219ZM197 217L200 218V219H198ZM214 217H215V219H214ZM36 218H37V222L35 221ZM128 218H130V221H129ZM172 218H174V219H172ZM178 218H179L180 221L178 220ZM184 218H186V219L184 220ZM231 218L233 219L232 220L233 222L231 221ZM257 218H258V220H257ZM100 219H102L103 221H101ZM167 219H168V221H167ZM188 219H190V220H188ZM193 219H195V220H193ZM202 219H203V221H202ZM236 219L238 220V222H237ZM63 220H65V221H63ZM88 220H90V221L88 222ZM172 220H174L175 223ZM205 220H206V222H205ZM217 220H218V222H217ZM221 220L224 221V222L223 223H220ZM259 220H261V222ZM38 221H40V222L38 223ZM56 221L57 222L59 221L58 223H60L58 227H57V224L58 223ZM61 221H62V223H61ZM72 221L75 222V224H77L76 221H78L79 226L78 225H75L74 223H72ZM148 221H149L150 225H149ZM189 221H191V222L193 221V222L189 224ZM194 221H196V223ZM212 221H213V224H212ZM65 222L66 223L68 222L69 224L71 223L70 225L71 226L74 225V226L73 227L70 226L71 228H70V230H68L67 225L66 224L64 225ZM132 222H134V226L133 227H132V224H133ZM152 222H153V225H152ZM158 222H160V223H158ZM201 222L203 224V227L201 225ZM10 223H12V224H10ZM30 223H32V224L30 225ZM43 223H44V225H43ZM122 223H123V225H122ZM137 223H139V225ZM165 223H166V227H169V228H166V230H163L164 227H165ZM218 223L221 224V225H219V226H221L220 228L218 226L216 227V229H213V228L210 227L211 225L215 227L216 225H218ZM236 223H237V225H236ZM35 224L36 225L39 224L40 226L39 225L36 226ZM109 224H112V225L109 226ZM125 224H126V226H124ZM127 224H130L131 227L129 228V225H127ZM143 224H145V225L148 224L149 226L148 225L147 226L149 228L147 226H145L144 229H143L142 228L144 226ZM158 224H159V226H160V224H162V225L164 224V225L163 226L161 225L162 226V228H161V226L158 227ZM168 224H170V225H168ZM183 224H184V226H183ZM187 224H189V225H187ZM209 224H211V225L208 226ZM230 224H232V225H230ZM256 224H257V226H256ZM41 225L45 226L46 229L43 226H41ZM156 225H157V227H156ZM200 225H201L202 228L200 227ZM49 226H51V227H49ZM64 226H66V227H64ZM87 226H89L90 228L87 227ZM198 226H199V229L200 230L197 229ZM235 226H238V227L235 228ZM249 226H250V228H253V227L256 226V228L255 229L253 228V230H254L253 231L252 229H249ZM48 227H49V229H51V232L50 231H47V230H49V229H47ZM56 227L57 228L60 227V228L63 229V231H62L59 228L60 232L58 230V232H57V238H56V231H57L56 230L57 229ZM96 227H98V228L96 229ZM105 227L107 229L109 228V230H107ZM120 227H121V229H120ZM126 227H128L127 230L128 231L130 230V233L126 230ZM137 227L138 228H141V229H138L139 232H137V230H135V228L137 229ZM66 228H67L68 231H66ZM73 228L75 229V232L77 231L76 232L77 235L75 234ZM77 228H78V230H77ZM122 228H124V230ZM155 228H156V230H155ZM158 228H161V229H158ZM32 229H34L33 230L34 233H32V231H31ZM53 229H55V230L52 231ZM101 229H103V230H101ZM118 229H119V231H118ZM167 229L168 230L170 229V231L166 232ZM246 229H248V233H247V230ZM13 230H14V232H13ZM94 230H96V231L93 232ZM104 230H105L106 233L104 232ZM134 230H135V232H134ZM145 230H147V231H145ZM221 230H222V232H219ZM233 230H235V232ZM250 230H251V232H250ZM109 231H111V232H109ZM122 231L123 232L125 231V232L123 233ZM224 231H225V233H224ZM230 231H231V233L232 232L233 233L229 235ZM70 232L72 233V235H71ZM92 232H93V238H92ZM103 232H104V235H103ZM126 232H128V234ZM173 232H175V234ZM53 233H54L55 236L53 235ZM60 233L63 234V237L61 236ZM125 233H126V235H125ZM134 233H136V234H134ZM142 233L144 234V236L142 235ZM151 233H152V235H151ZM161 233H162V235H161ZM193 233H195V234H193ZM207 233H210V234L208 235ZM33 234H34V236H33ZM47 234H48V236H47ZM96 234H97V236H96ZM105 234H106V236H105ZM24 235H26V236H24ZM50 235H51V237H50ZM87 235H88V238H87ZM127 235L128 236L130 235L127 238L128 241L131 239L130 242H128L127 239L125 238V237H127ZM199 235H201L202 238ZM217 235H218V238L219 239L217 237H215ZM227 235L230 237V240L227 237ZM244 235L245 236H247V235L250 236L249 237V240ZM254 235H256V237H254ZM17 236L19 238H17ZM37 236H38V238H37ZM44 236H45L46 240H45ZM114 236H116L117 238L115 237L116 238L115 239ZM133 236H135V237L133 238ZM151 236H154V237H151ZM162 236L163 237L165 236L164 239L166 238V236H168V237L164 241V239L162 238ZM189 236H190V238H189ZM211 236H213V237H211ZM27 237L29 238L28 242H27V239H28ZM48 237H50V239ZM94 237L95 238L97 237V239H95ZM101 237H102V240H103L102 242H101ZM139 237H141V238H139ZM149 237H151V240L148 239ZM206 237H207V239H206ZM224 237H226V239ZM22 238H23V240H22ZM61 238L63 240H61ZM72 238H73L74 241L72 240ZM75 238H76V240H75ZM84 238H85V240H83ZM105 238H107L106 239V242H105ZM144 238H145V241L146 242L144 241ZM170 238H172L174 240V242H173L172 239L170 240ZM197 238L200 239L199 240L200 241L199 244L200 245L203 244L202 246H200V245L197 246V244H198V240H196ZM53 239H55V240H53ZM120 239L122 240L121 241L122 243H119L120 242ZM209 239L211 240V242L209 241ZM245 239H247V240L245 241ZM255 239H256V242L257 243L255 242ZM12 240H14V241H12ZM41 240H43V241L40 242ZM49 240H50V243L51 244H49ZM51 240H52V242H51ZM95 240H97V241H95ZM139 240L142 241V246H140L141 243H140ZM187 240H189V241H187ZM218 240H219V242H218ZM56 241H59L60 244L58 242L56 243ZM85 241H86V243H84ZM116 241L118 242V244H120V246L118 244H116L117 243ZM157 241H159L160 244H159V242L157 244H155ZM177 241H178L179 244L176 243ZM184 241H185V243H184ZM191 241H192V243H191ZM75 242H76V244H75ZM88 242H89V245H88ZM124 242H126L127 244L125 243L126 244L125 245ZM135 242H137V244L134 245L137 250L133 246V244H135ZM143 242H144V244H143ZM149 242H151V244ZM165 242L168 243V244H170V245L166 244ZM7 243H9L8 246H7ZM19 243H20V246H19ZM38 243L40 245H38ZM152 243H153L154 246L155 245L158 246V244H159L161 247L159 246L160 248L159 247H156V248H154L152 250V248H153V247H151L152 246ZM161 243H163V244L161 245ZM193 243H194V245H193ZM217 243H219V244H217ZM41 244L42 245L45 244V245L42 247ZM56 244H57V246H56ZM128 244L130 245L129 247H128ZM148 244H150L151 246H149V247L146 248V246ZM187 244H189V245L187 246ZM224 244H225V247H224ZM58 245L60 246V248L57 249ZM69 245H70V247H69ZM76 245L77 246L80 245V246L77 247ZM92 245H93V247H92ZM97 245H99V246H97ZM114 245H115V248H114ZM137 245H139L140 247L137 246ZM144 245H145L144 252H146V253L145 254L143 253V255H141V253L143 252V248L142 247ZM233 245H235V247ZM250 245H253L255 248L253 246H250ZM84 246H85V248H84ZM88 246H89V248H88ZM90 246L92 248L91 249L92 251L90 250ZM103 246H104V248L100 249ZM106 246H107V248H105ZM169 246H171V247H169ZM181 246H182V249H183L182 252L180 251L181 250ZM191 246H192V249H194V248L196 249L198 247V249H200V250L192 253L195 250L192 251ZM259 246H261L263 248V250H262V248L260 249ZM6 247H8V248L6 249ZM75 247H77V248H75ZM116 247L121 249V254L122 255L119 256V257H118V255H120V252L118 253L117 251H120V249H117ZM166 247H167V249H166ZM54 248H56L55 249V252H54ZM69 248H71V250H69ZM87 248L89 249V251H86ZM93 248H96V249L93 250ZM109 248L112 251L109 250ZM130 248H132L135 251L139 252V253H136L137 256H136V254H134L135 251H132V249H130ZM169 248L171 250H169ZM185 248H186V250H185ZM22 249H23V253H22ZM164 249H166V251ZM190 249H191V251H190ZM218 249L221 250L222 252H220ZM102 250H104L105 252L102 251ZM123 250H125V251L122 252ZM184 250H185V252H184ZM2 251H3V254L4 255L2 254ZM44 251L47 252V257H46V252L44 253ZM78 251H79V253H78ZM140 251H142V252H140ZM153 251L158 252V254H157L158 257L155 256L156 253L153 252ZM233 251L235 252V254H234ZM236 251H237V253H236ZM19 252H21V254ZM63 252H64V254H63ZM99 252H100V254H99ZM150 252H152V253H150ZM173 252H174V254H173ZM197 252H198V254H196ZM207 252H209V254ZM213 252H214V254H212ZM238 252H240V253L238 254ZM70 253L71 254L74 253L72 255H74L75 257L72 256ZM103 253H104V256H103ZM114 253H116L115 256H114ZM147 253H150L151 254L149 257H153V259L155 257V259L156 258H158V259H156V260L154 259L153 260L152 258H150L153 261L150 260L148 258V256H147ZM168 253L170 255H168ZM185 253L187 255H184ZM190 253H191L192 257H190ZM205 253L207 254V256H206ZM230 253H232L231 256H230ZM9 254L10 255L15 254V255L12 257ZM34 254H36V256ZM77 254H78V256H77ZM97 254L99 255V257H98ZM133 254L136 257H134V258L131 257ZM171 254H173L174 257ZM211 254H212V256H211ZM22 255H23V257L26 256L25 257L26 260H24L21 257ZM64 255H67V256H64ZM140 255L143 256V257H141ZM196 255H199V256H196ZM208 255H210V256H208ZM4 256L5 257L7 256V258H8V259L6 258L7 262H6V260H4L5 259ZM39 256L41 258L43 257L45 259H42V261H41V258ZM69 256H70V258H69ZM84 256H87V258L84 257ZM96 256H97V258H96ZM128 256H130L131 258L128 257ZM161 256H162L163 259L161 258ZM179 256H180V258H179ZM221 256H224V258L221 257ZM227 256H228V258H227ZM257 256H259V257L257 258ZM20 257L23 259V261H21L22 259ZM48 257H50V258H48ZM127 257H128V260H130L129 262L127 260ZM186 257H187L188 260L186 259ZM217 257H219V258H217ZM214 258H215L216 261L214 260ZM10 259H11V261H10ZM72 259H74V260H72ZM194 259H196V260L193 261ZM202 259H204V260H202ZM246 259L249 260L248 263H246L247 262ZM2 260L5 263H3ZM12 260L16 261L17 263L14 262V261H12ZM44 260H45V262H44ZM68 260L69 261L71 260V261L69 262ZM107 260H109V263L107 262ZM110 260H111V262H110ZM132 260H134L135 262L134 261L132 262ZM225 260H227L226 263H225ZM190 261H192V262H190ZM204 261L205 262L208 261V262L205 263ZM46 262H48V263H46Z\"/></svg>",
	"mask_w": 264,
	"mask_h": 264
},
{
	"label": "bare ground",
	"instance_id": "2",
	"mask_svg": "<svg viewBox=\"0 0 264 264\" xmlns=\"http://www.w3.org/2000/svg\"><path fill=\"white\" fill-rule=\"evenodd\" d=\"M5 4H8V3H6V2H5V3H4V2H1V3H0V16H1V17L4 16L3 14H4V12H5V10H4V9H5V7H4ZM9 4H10V3H9ZM11 5H12V4H11ZM45 5H47V7L49 6L48 4H45ZM52 8H53V7L51 6L50 9L52 10ZM3 10H4V12H3ZM44 10H45V8H44ZM97 10H98V9H97ZM48 11H50V10L48 9ZM95 11H96V9H93V12H95ZM53 12H54V11H53ZM83 12H84V11H83ZM97 12H98V11H97ZM259 12H260V11H259ZM48 13H50V12H48ZM48 13H47V14H48ZM85 13L87 14V11H86ZM85 13H84V14H85ZM1 14H2V15H1ZM12 14H13V13H12ZM45 14H46V13H45ZM256 14H257V13H256ZM8 15H11V13H9ZM15 15L17 16V14H15ZM51 15H52V13H51ZM18 16H19V15H18ZM58 16H59V15H58ZM70 16H71V15H70ZM255 16H256V18H257V15H255ZM5 17H6V15H5ZM5 17H2V18L5 19ZM7 17H8V16H7ZM48 17H49V15H48ZM50 17H53V16H50ZM165 17H166V16H165ZM2 18H1V19H2ZM12 18H13V16H12ZM17 18H18V17H17ZM46 18H47V16H46ZM75 18H76V17H75ZM84 18H85V17H84ZM254 18H255V17H254ZM254 18H253V19H254ZM26 19H27V16H26ZM28 19H29V18H28ZM44 19H45V16H44ZM49 19H51V18H49ZM55 19H56V20H55ZM5 20H6V19H5ZM5 20H4V21H5ZM9 20H10V19H9ZM45 20H47V19H45ZM45 20H44V22H46ZM53 20L55 21L56 27L59 26L58 29L60 28V25H59V24H67V23H65L64 17H63V19H60V17H59V18H55V17H54ZM66 20H67V22H68L69 19H66ZM255 20H256V19H255ZM255 20H254V21H255ZM7 21H8V20H7ZM16 21L19 22L18 19H17ZM16 21H15V22H16ZM70 21H71V20H70ZM76 21H77V20H75L74 22H76ZM160 21H161V20H160ZM163 21H164V20H163ZM170 21H171V20H170ZM173 21H174V20H173ZM184 21H185V20H184ZM257 21H258V19H257ZM257 21H256V22H257ZM32 22H34V21H32ZM119 22H121V21H119ZM256 22H255V23H256ZM10 23H11V22H10ZM68 23H69V22H68ZM72 23H73V22H72ZM117 23H118V22H117ZM117 23H116V24H117ZM201 23H202V22H201ZM0 24H1V23H0ZM15 24H16V23H15ZM75 24H77V22H76ZM5 25H6V24H5ZM21 25H22V24H21ZM25 25H26V24H25ZM28 25H29V22H28ZM45 25H47V24H45ZM172 25H173V24H172ZM252 25H255V24L252 23ZM1 26H3V25L1 24L0 27H1ZM6 26H7V25H6ZM6 26H5V27H6ZM29 26H30V25H29ZM29 26H28V28H29ZM54 26H55V25H54ZM64 26H67V25H64ZM73 26H74V25H73ZM158 26H159V24H158ZM170 26H171V23H170ZM7 27H8V26H7ZM20 27L22 28V26H20V24H19V28H20ZM47 27H49V25H47ZM67 27H68V26H67ZM168 27H169V26H168ZM263 27H264V26H263ZM19 28H18V30H19ZM28 28H27V30H28ZM52 28H53V26L51 27V29H52ZM169 28H172V27H169ZM169 28H168V31H169ZM4 29H5V28H4ZM7 29H8V30H7ZM13 29L16 31V30H17V27H16V25H14V23H11L10 26H9L8 28H6L5 32H6V33L13 34V32H11ZM29 29H30V28H29ZM53 29H54V28H53ZM53 29H52V30H53ZM55 29H56V28H55ZM69 29H70V28H69ZM130 29H131V28H130ZM130 29L128 28V30H130ZM158 29H159V28H158ZM177 29H178V28H177ZM10 30H11V31H10ZM63 30L65 31L64 28H63ZM170 30H172V29H170ZM180 30H181V29H179V31H178L179 33L181 32ZM53 31L55 32V30H53ZM69 31L71 32V30H69ZM69 31H68V32H69ZM72 31H74V30H72ZM125 31H126V30H125ZM0 32H1V30H0ZM19 32L21 33V31H19ZM62 32H63V31H62ZM262 32H263V31H261V33H262ZM6 33H5V34H6ZM74 33H76V32H74ZM74 33H73V34H74ZM133 33H135V32H133ZM156 33H157V32H156ZM168 33H169V32H168ZM2 34H3V33H2ZM2 34L0 33V36H1ZM16 34H17V33H16ZM49 34L51 35V37H53V36L55 35V34H51V32H50ZM58 34H59V32H58ZM58 34H57V35H58ZM76 34H77V33H76ZM124 34H126V33L124 32ZM7 35H8V34H7ZM21 35H22V34H21ZM52 35H53V36H52ZM69 35H70V34H69ZM115 35H116V34H115ZM127 35L130 36V34H127ZM135 35H136V34H135ZM169 35H170V33H169ZM25 36H26V35H25ZM25 36H24V38H25ZM116 36H117V35H116ZM157 36H158V35H157ZM263 36H264V35H263ZM18 37H21V36H18ZM51 37H50V38H51ZM56 37H57V36H56ZM56 37H54V38H55L56 41H57L58 37H57V38H56ZM119 37H120V36H119ZM121 37H125V36H121ZM160 37H161V35H160ZM21 38H22V37H21ZM54 38H53V39H54ZM117 38H118V37H117ZM261 38H263V37H261ZM11 39L13 40L12 37H11ZM22 39H23V38H22ZM51 39H52V38H51ZM53 39H52V40H53ZM78 39H81V37L77 36V38H76L75 34H74V37L72 36V38H66V35H65V36L63 35L62 37H60V34H59V42H57V44H59V45H57V46L60 47L61 44L64 45V43H66V41L69 40V41L66 43L67 46H65V47L68 48V47H71V46H77L78 49H79V45H80V42H81V41L78 42V41H77ZM19 40H20V38H18V40L15 41V42L18 43ZM30 40H31V39H30ZM86 40H87V39H86ZM86 40H84V41H86ZM93 40H94V39H93ZM128 40H130V39L128 38ZM135 40H136V39H135ZM20 41H21V44H22V42L24 41V39H23V41H22V40H20ZM50 41H51V40H50ZM50 41H48V42H50ZM76 41H77L78 43H77ZM10 42H11V40H9V43H10ZM12 42H13V41H12ZM48 42H47V43H48ZM135 42H136V41H135ZM163 42H164V41H163ZM180 42H182V40H180ZM55 43H56V42H55ZM84 43H85V42H84ZM139 43H140V42H139ZM170 43H171V42H170ZM5 44H6V43H5ZM51 44H52V43H51ZM90 44H91V43H90ZM133 44H135V43H133ZM133 44L131 45V47L133 46ZM136 44H138V42H137ZM164 44H165V43H164ZM179 44H181V43H179ZM182 44H183V43H182ZM8 45H10V44H8ZM11 45L13 46V44H11ZM17 45H18V44H17ZM19 45H20V44H19ZM23 45H25V44L23 43ZM55 45H56V44H55ZM95 45H96V44H95ZM95 45H94V46H95ZM138 45H139V47H140L141 44H138ZM160 45L162 46L161 43H160ZM3 46H4V45H3ZM6 46H7V44H6ZM20 46H21V45H20ZM26 46H27V45H25V47H26ZM57 46H56V47H57ZM83 46H85V45H83ZM97 46H98V45H97ZM97 46H96V47H97ZM135 46H136V45H135ZM165 46H166V45H165ZM174 46H175V42H174ZM177 46H178V45H177ZM177 46H176V49L179 48V46H178V47H177ZM226 46H227V45H226ZM0 47H1V46H0ZM7 47H9V46H7ZM16 47H17V46H16ZM21 47H22V46H21ZM28 47H29V46H28ZM137 47H138V46H137ZM141 47H142V46H141ZM172 47H173V46H172ZM182 47H183V46H182ZM188 47H189V46H188ZM196 47H197V46H196ZM9 48H10V47H9ZM9 48H8V49H9ZM46 48H47V47H46ZM61 48H63V47L61 46L60 49H61ZM92 48H93V46H92ZM92 48H91V49H92ZM163 48H164V47H163ZM166 48H167V47H166ZM4 49H5V48H4ZM11 49H12V48H11ZM13 49H14V48H13ZM16 49H17V48H15V50H16ZM52 49H53V48H52ZM52 49H51V50L49 49V50H50L51 52H53V51L56 52V50H52ZM63 49H65V48H63ZM63 49H62V50H63ZM91 49H90V50H91ZM93 49H94V48H93ZM133 49H134V47H133ZM136 49H137V48H136ZM160 49H161V48H160ZM169 49H170V48H169ZM179 49H180V48H179ZM202 49H203V47H202ZM228 49H229V48H228ZM228 49H227V50H228ZM263 49H264V48H263ZM263 49H262V50H263ZM0 50H1V48H0ZM46 50H47V49H46ZM76 50H77V48H76ZM141 50H143V49H141ZM146 50H147V49H146ZM165 50H166V49H165ZM165 50H163V51L160 50V51H162V54H163V52H164ZM188 50H189V49H188ZM197 50H199V49H197ZM259 50H260V49H259ZM3 51H4V50H3ZM22 51H23V50H22ZM58 51H59V50H58ZM58 51H57L56 53H58ZM136 51H138V50H136ZM222 51H223V49H222ZM0 52H1V51H0ZM7 52H8V51H7ZM16 52H17V51H16ZM23 52H24V51H23ZM23 52H22V53H23ZM26 52H27V48H26ZM30 52H31V51H30ZM51 52H48V53H51ZM91 52H92V51H91ZM100 52H101V50H100ZM100 52H99L98 58H100V57L102 56V53H100ZM140 52H141V51H140ZM156 52H157V51H156ZM236 52H238V51H236ZM256 52H257V51H256ZM17 53H19V50H18ZM44 53H47V52H44ZM79 53H80V52H79ZM81 53H82V52H81ZM81 53H80V54H81ZM89 53H90V52H89ZM136 53H137V52H136ZM208 53H209V52H208ZM221 53H223V52H221ZM229 53H230V52H229ZM229 53H228V54H229ZM246 53H247V52H246ZM14 54H15V53H14ZM26 54H27V53H26ZM29 54H30V53H29ZM32 54L34 55V53H32ZM83 54H84V53H83ZM145 54H146V52H145ZM156 54H158V53H156ZM191 54H193V53L191 52ZM45 55H46V54H45ZM48 55H50V54H48ZM55 55H56V54H55ZM55 55H54V56L52 55V56H53V60H54L55 57H56ZM84 55L86 56V53H85ZM84 55H83V58L85 57ZM114 55H115V54H114ZM139 55H140V54H139ZM143 55H144V54H143ZM153 55H155V54H153ZM158 55H160V54H158ZM163 55H164V54H163ZM173 55H174V54H173ZM173 55H172V56H173ZM194 55H195V54H194ZM217 55H218V54H217ZM223 55H224V53H223ZM223 55H222V57H223ZM240 55H241V54H240ZM245 55H246V54H245ZM258 55H259V52H258ZM258 55H256V56H258ZM263 55H264V54H263ZM13 56H14V55H13ZM15 56H16V54H15ZM19 56H20V54H19ZM19 56H18V57H19ZM21 56H22V55H21ZM24 56H25V55H24ZM52 56H51V57H52ZM77 56H78V55H77ZM87 56H89V55H87ZM107 56H109V55H107ZM117 56H118V55H117ZM144 56L146 57V55H144ZM155 56H157V55H155ZM161 56H162V55H161ZM233 56H234V54H233ZM238 56H239V55H238ZM10 57H11V56H10ZM33 57H35V56H33ZM33 57L31 56V58H33ZM81 57H82V56H81ZM81 57H80V58H76V59H74V60H72V59L69 60L68 64H67V63L65 64L66 67H64V66L62 65V66H63L62 68H64V70L66 69V71H65L64 73H62V72L59 71V69H60V70L62 69V68H60L59 66L56 67L57 69H56V68L53 69V70H57V73L55 74L56 77H57L58 79H59V77H64V79H66L65 77H67V74H66L67 71H69V70L72 69L73 67H78V68H80V67H81V66L79 67V65H80V61H82ZM89 57H90V56H89ZM149 57H150V56H149ZM163 57H164V56H163ZM163 57H162V58H163ZM169 57H170V56H169ZM169 57H168V58H169ZM4 58H5V57H4ZM7 58H8V57H7ZM25 58H27V56H26ZM31 58H30V59H31ZM35 58H36V57H35ZM35 58H33V59H35ZM96 58H97V56H96ZM109 58H110V57L102 56V57H101L102 60L100 59V60L98 61V63L101 64V65H98V66L96 67V66H95L96 64H94L93 67H95V71H93L94 73L92 72V73H93L92 75L90 74V72H91L92 70H89V69H87V71H86L85 73L82 72L81 77H83V81H85V80L87 79V81L90 83V81H89L88 78H90V76H91V77L94 76V78H95V77H98V78H95V79H94V82H95V83H99V82H98L99 79H103V78H105V77L107 76V74H105L106 71L104 70V68H103L102 66H104L103 64H107V63L109 62V61H108ZM115 58H117V57H114L113 59H115ZM132 58H133V57H132ZM132 58H130V57H128V56L123 57L122 60L125 61V62H123L122 66H124L125 63H127V64L130 65V62H131V59H132ZM139 58H140V56H139ZM155 58H156V57H155ZM155 58H154V59H155ZM158 58H159V56H158ZM191 58H192V57H191ZM204 58H206V57H204ZM256 58H258V57H255L254 59H256ZM262 58H263V56H262ZM0 59H2V58H0ZM5 59H6V58H5ZM11 59L13 60V58H11ZM11 59H10L9 62L12 61ZM16 59H17V57H16ZM23 59H24V58H23ZM36 59H37V58H36ZM36 59H35V60H36ZM47 59H48V58H47ZM51 59H52V58H51ZM80 59H81V60H80ZM90 59H91V58H90ZM135 59H136V58H135ZM152 59H153V58H152ZM154 59H153V60H154ZM163 59H164V58H163ZM165 59H167V57H166ZM172 59H173V58H172ZM229 59H230V57H229ZM263 59H264V58H263ZM8 60H9V59H8ZM45 60H46V59H45ZM96 60H97V59H96ZM109 60H110V59H109ZM153 60H152V61L149 60V61L152 63ZM180 60H181V57H180ZM186 60H187V58H186ZM195 60H196V59H195ZM198 60L200 61V59H198ZM198 60H197V62H198ZM252 60H253V59H252ZM252 60H251V61H252ZM256 60H257V59H256ZM3 61H4V60H3ZM17 61H18V59H17ZM67 61H68V60H67ZM90 61H91V60H90ZM110 61H112V60H110ZM132 61H133L132 63H134V58H133ZM156 61H157V60H156ZM158 61H159V59H158ZM167 61H170V60L168 59ZM173 61H174V60H173ZM258 61H259V60H258ZM261 61H262V60H261ZM4 62H5V61H4ZM30 62H31V61H30ZM34 62H35V61H34ZM65 62H66V61H65ZM65 62H63V63H65ZM82 62H83V61H82ZM87 62H88V61H87ZM135 62H136V61H135ZM137 62H138V61H137ZM137 62H136V63H137ZM150 62H149V63H150ZM180 62H182V61H180ZM191 62H192V61H191ZM220 62H221V61H220ZM225 62H226V61H225ZM243 62H244V60H243ZM5 63H6V62H5ZM13 63H14V65H15V60H13V62H12V66H13ZM16 63H17V62H16ZM35 63H36V62H35ZM35 63H34V64H35ZM38 63H39V62H38ZM42 63H43V62H42ZM96 63H97V62H96ZM157 63H158V62H157ZM167 63H168V62H167ZM172 63H173V62H172ZM184 63H185V62H184ZM195 63H196V61H195ZM199 63H200V62H199ZM203 63H205V62H203ZM9 64H11V63H9ZM32 64H33V62H32ZM34 64H33V65H34ZM59 64H60V63H59ZM84 64H85V63H84ZM87 64H88V63H87ZM162 64H163V62H162ZM165 64H166V62H165ZM165 64H163V65H165ZM168 64H170V62H169ZM179 64L181 65V63H179ZM186 64H188V63H186ZM190 64H191V63H190ZM249 64H250V63H249ZM17 65H18V64H17ZM29 65L32 66L31 63H30ZM129 65H128V66H129ZM163 65H162V66H163ZM176 65H177V64H176ZM194 65H195V64H194ZM216 65H217V64H216ZM228 65H229V64H228ZM0 66H1V65H0ZM12 66H11V67H12ZM18 66H19V65H18ZM30 66H29V68H30ZM34 66H35V65H34ZM34 66H33V68H35ZM41 66H42V65H41ZM83 66H84V65H83ZM115 66H116V65H115ZM120 66H121V65H120ZM122 66H121V67H122ZM125 66H126V64H125ZM125 66H124V67H125ZM132 66H134V65H132ZM146 66H147V65H146ZM188 66H189V65H188ZM196 66H197V65H196ZM248 66L250 67V65H248ZM251 66H252V65H251ZM13 67H14V66H13ZM42 67H43V66H42ZM42 67H41V68H42ZM89 67H91V66H89ZM89 67H88V68H89ZM104 67H106V65H105ZM109 67H110V65H109ZM118 67H119V66H118ZM124 67H123V68H124ZM169 67H170V65H169L168 67L166 66V69H167L168 71H169L171 68L173 69V67H171V68H169ZM175 67H176V66H175ZM184 67H185V65H184ZM240 67H241V65H240ZM9 68H10V67H9ZM18 68H19V67H18ZM31 68H32V67H31ZM31 68H30V69H31ZM46 68H47V67H46ZM58 68H59V69H58ZM84 68H85V67H84ZM84 68L81 67L80 70L82 71ZM128 68H129V67H128ZM133 68H134V67H133ZM161 68H162V67H161ZM168 68H169V69H168ZM190 68H191V67H190ZM235 68H236V67H235ZM246 68H247V66H245V69L243 68V70H242V69H241V70L244 72V70H247V69H248V68H247V69H246ZM12 69H13V68H12ZM36 69H37V68H36ZM73 69H74V71H73ZM73 69H72V72H75V68H73ZM117 69H118L117 71L120 72L119 68H117ZM163 69H165V68H163ZM163 69H162V70H163ZM194 69H195V68H194ZM214 69H215V68H214ZM224 69H225V68H224ZM263 69H264V68H263ZM49 70H50V69H49ZM64 70H63V71H64ZM76 70H77V69H76ZM85 70H86V68L84 69V71H85ZM128 70H129V69H128ZM131 70H132V69H131ZM173 70H174V69H173ZM173 70H171L172 73H173ZM180 70H181V69H180ZM192 70H193V69H192ZM211 70H213V69H211ZM233 70H234V69H233ZM1 71H2V70H1ZM7 71H8V70H7ZM16 71H17V70H16ZM20 71H23V70H20ZM28 71H29V70H27V71H25V72H28ZM32 71H33V69H32ZM35 71H36V70H35ZM45 71H46V72H49V71H47V70H45ZM58 71H59V72H58ZM77 71H78V70H77ZM121 71L124 72L125 70L123 71V69H122ZM133 71H134V70H133ZM165 71H166V70H165ZM194 71H195V70H194ZM234 71H235V70H234ZM252 71H253V70H252ZM252 71H251V72H252ZM8 72H9V71H8ZM18 72H19V71H18ZM46 72H45V73H46ZM108 72H111V71H108ZM147 72H148V69H146V73H147ZM160 72H161V71H160ZM169 72H170V71H169ZM205 72H206V71H205ZM210 72H211V71H210ZM210 72H209V73H210ZM251 72H250V73H251ZM2 73H3V72H2ZM13 73H14V72H13ZM31 73H32V72H31ZM33 73H34V72H33ZM39 73H40V72H39ZM41 73H42V71H41ZM41 73H40V74H41ZM52 73H53V72H52ZM52 73H51V75H52ZM75 73H76V72H75ZM80 73H81V72H79V74H77V75H80ZM115 73H116V72H114V74H115ZM127 73H128V72H127ZM172 73H171V74H172ZM186 73H187V70H186ZM236 73H237L236 75H235V73H232V75L234 74L235 76H238V71H237ZM250 73H249V74H250ZM6 74H7V73H6ZM6 74H5V75H6ZM20 74H21V72H20ZM20 74H19V76H21ZM23 74H24V71H23ZM34 74H35V73H34ZM46 74H47V73H46ZM46 74H45V75H46ZM69 74H71V71H70ZM69 74H68V75H69ZM109 74H110V73H109ZM116 74H117V73H116ZM116 74H115V75H116ZM155 74H156V72H155ZM253 74H254V73H253ZM11 75H12V74H11ZM24 75H26V74H24ZM27 75H28V74H27ZM45 75H43V76H45ZM48 75H49V77H50V74H49V73L47 74V76H48ZM71 75H72V74H71ZM110 75H111V74H110ZM115 75H114V76H115ZM134 75H135V74H134ZM206 75H207V74H206ZM232 75H231V76H232ZM246 75H247V74H246ZM16 76H18V75L16 74ZM19 76H18V77H19ZM32 76H33V74H32ZM40 76H42V75H40ZM43 76H42V77H43ZM74 76L76 77V75H74ZM74 76L72 75V77H74ZM119 76H120V75H118V77H119ZM123 76H124V74H123ZM123 76H122V77H123ZM148 76H149V75H148ZM162 76H164V75H162ZM170 76H171V75H170ZM180 76H181V75H180ZM207 76H208V75H207ZM210 76H211V75H210ZM210 76H209V78H210ZM235 76H234V77H235ZM256 76H257V75H256ZM0 77H1V74H0ZM21 77H23V76H21ZM21 77H19V78H21ZM38 77H39V75H38ZM52 77H53V76H52ZM52 77H51V78H52ZM78 77H79V76H78ZM81 77H80L79 79H81ZM115 77H116V76H115ZM122 77H121V78H122ZM141 77H142V75H141ZM171 77H173V76H171ZM30 78H32V77L30 76ZM40 78H41V77H40ZM40 78H36V79H39L37 82H39V81L41 80ZM68 78H69V77H68ZM106 78H107V77H106ZM121 78H119V79H121ZM150 78H151V77H150ZM150 78H149V79H150ZM175 78H176V77H175ZM225 78H226V77H225ZM229 78H230V77H229ZM4 79H5V78H4ZM7 79H8V78H7ZM47 79H48V78H47ZM58 79H57V80H58ZM60 79H61V78H60ZM72 79H73V78H72ZM92 79H93V78H92ZM115 79H116V78H115ZM122 79H123V78H122ZM135 79H136V78H135ZM140 79H141V78H140ZM160 79H161V78H160ZM163 79H166V78H163ZM169 79H171V78H169ZM176 79H177V78H176ZM211 79H212V78H211ZM19 80H22V81H23V78H21V79H19ZM53 80H54V79H53ZM57 80H56V81H57ZM110 80H111V79H110ZM110 80H107V84H109V83L111 82ZM116 80H117V79H116ZM116 80H115V81H116ZM150 80H151V79H150ZM153 80H154V79H152V81H153ZM167 80H168V79H167ZM172 80L174 81V78H173ZM228 80H229V79H228ZM228 80H227V81H228ZM13 81H14V80H13ZM43 81H44V80H43ZM45 81H46V80H45ZM45 81H44V82H45ZM47 81H48V80H47ZM49 81H50V80H49ZM54 81H55V80H54ZM79 81H81V80H79ZM87 81H85V82H87ZM100 81H101V80H100ZM104 81H105V80H104ZM108 81H109V82H108ZM120 81H121V80H119V82L117 81V83H120ZM158 81L160 82V80H158ZM161 81H162V83H163V80H162V79H161ZM182 81H183V80H182ZM193 81H194V79H193ZM204 81H205V80H204ZM218 81H219V80H218ZM231 81H232V80H231ZM247 81H248V80H247ZM5 82H6V81H4V83H5ZM7 82H8V81H7ZM15 82H18L17 77H16V81H14V83H15ZM19 82H20V81H19ZM50 82H52V79H51ZM50 82H49V84H50ZM85 82H84V83H85ZM91 82H92V81H91ZM101 82H103V81H101ZM112 82H113V81H112ZM131 82H132V81H131ZM149 82H150V81H149ZM149 82H148V83H149ZM166 82H168V81H166ZM170 82H171V80H170ZM191 82H192V81H191ZM221 82H222V81H221ZM224 82H225V81H224V79H223L222 84H223ZM233 82H234V80H233ZM263 82H264V81H263ZM12 83H13V82H12ZM12 83H10V79H9V84L11 85ZM35 83H36V81H35ZM46 83H47V82H46ZM67 83H68V84H66L67 86L65 87V89L67 88L66 97H78L81 91H77V92H76V90L73 91V89H75V88H71V86H70L68 80H67ZM74 83H75V82H74ZM81 83H82V82H81ZM81 83H79V85H80ZM115 83H116V82H115ZM140 83H141V82H140ZM150 83H152V82H150ZM183 83H184V82H183ZM183 83H182V85H183ZM192 83H193V82H192ZM202 83H203V81H202ZM2 84H3V82H2L0 85H2ZM5 84H6V83H5ZM18 84H20V86H18L17 88H15V90L17 91V92H16L17 94H16V93H14V94H16L17 96L21 97L22 94L24 95V93H25V92H24L25 90H23V89H24V88H23L24 84H23V82H22V83H18ZM28 84H29V83H28ZM30 84H31V82H30ZM76 84H77V83H76ZM76 84H75V85H76ZM87 84H88V83H87ZM92 84H93V83H92ZM101 84H102V83H101ZM103 84H104V82H103ZM112 84H114V82H113ZM159 84H160V83H158V85H159ZM163 84H164V83H163ZM163 84H162V85H163ZM166 84H167V83H165V86H166ZM175 84H177V83H175ZM179 84H180V83H179ZM222 84H221V85H222ZM6 85L8 86V84H6ZM51 85H52V84H51ZM51 85H50V86H51ZM75 85H74V86H75ZM84 85H85V84H84ZM84 85L82 84L81 86L83 87ZM89 85H91V83H90ZM89 85H87V87H89ZM94 85H95V84H94ZM99 85H100V83H99ZM104 85H105V84H104ZM130 85H131V88L129 89V92H130V90L132 89V85H133V84L131 83ZM146 85H147V84H146ZM153 85H154V84H152V86H153ZM162 85H161V87H162ZM169 85H170V84H169ZM195 85H196V82H195ZM199 85H200V84H199ZM201 85H202V84H201ZM227 85H228V84H227ZM236 85H238V84L236 83ZM77 86H78V85H76V87H77ZM109 86H112V85L109 84L107 87H109ZM134 86H135V85H134ZM150 86H151V84H150ZM176 86H177V85H176ZM244 86H245V85H244ZM1 87H2V86H1ZM8 87H9V86H8ZM13 87H14V86H13ZM78 87H79V86H78ZM103 87H104V86H103ZM158 87H159V86H158ZM174 87H175V86H174ZM179 87H180V86H179ZM179 87H177V88H179ZM182 87H183V86H182ZM195 87H196V86H195ZM198 87H199V86H198ZM222 87H224V86H222ZM245 87H246V86H245ZM4 88H5V87H4ZM10 88H11V86H10ZM69 88H70V89H69ZM93 88H95V91H98V92H99V90H97V88L94 87V86L89 87V91H90V89L93 90ZM110 88H111V87H110ZM162 88H164V87H162ZM166 88H167V86H166ZM177 88H176V90H177ZM191 88H192V86H191ZM215 88H216V87H215ZM226 88H227V87H226ZM27 89H28V88H27ZM30 89H31V88H30ZM79 89H80V87H79ZM81 89H82V88H81ZM81 89H80V90H81ZM85 89H86V86H85ZM102 89H103V90H102ZM102 89H101V90H102L103 94H106V93H104V88H102ZM127 89H128V88H127ZM140 89H141V88H140ZM164 89H165V88H164ZM164 89H161V90H164ZM179 89H180V88H179ZM179 89H178V91H179ZM181 89H182V88H181ZM193 89H194V88H193ZM221 89H222V88H221ZM0 90H2V88H0ZM7 90H9V88L6 89V91H5L6 93H8ZM28 90H29V89H28ZM28 90H27V91H28ZM44 90H45V89H44ZM110 90H111V89H110ZM110 90H107V91H110ZM113 90H115V89H113ZM117 90H118V89H117ZM121 90H122V89H121ZM123 90H124V89H123ZM123 90H122V91H123ZM158 90H159V89H158ZM182 90H184V89H182ZM182 90H181V91H182ZM186 90H187V89H186ZM196 90H197V89H196ZM218 90H219V88H218ZM115 91H116V90H115ZM115 91H114V92H115ZM124 91H125V90H124ZM188 91H189V90H188ZM242 91H243V90H242ZM244 91H245V90H244ZM253 91H254V90H253ZM2 92H4V91L2 90ZM31 92H32V91L30 90L29 94H30ZM91 92H92V91H91ZM102 92L100 91V93H102ZM105 92H106V91H105ZM133 92H135L134 89H133ZM155 92L158 93L157 90H156ZM160 92H161V91L159 90V93H160ZM176 92H177V91H176ZM179 92H180V91H179ZM195 92H196V91H195ZM197 92H198V91H197ZM206 92H207V91H206ZM221 92H223V91H221ZM221 92H220V93L218 92V94L220 95ZM225 92H226V91H225ZM225 92H223V93H225ZM247 92H248V91H247ZM262 92L264 93V91H262ZM11 93H12V92H11ZM48 93L50 94V92H48ZM107 93H110V92H107ZM117 93H118V92H117ZM126 93H127V92H126ZM177 93H178V92H177ZM189 93H190V92H189ZM189 93H188V94H189ZM199 93H200V92H199ZM216 93H217V92H216ZM242 93H244V92H242ZM242 93H240V94H242ZM263 93H262V94H263ZM0 94H2L1 96L3 97V98L0 97V98H1V99H0L1 101H3V99H5L6 95H8V94H6V95L4 94V95H3V93H1V92H0ZM14 94L12 93L11 95H14ZM26 94H27V93H26ZM111 94H113V93H111ZM130 94H131V93H130ZM149 94H150V92H149ZM162 94H163V92H162ZM208 94H209V93H208ZM225 94H226V93H225ZM225 94H224V96H226ZM234 94H235V93H234ZM244 94H245V95H244ZM244 94H243V96H244V98H245V96H246L247 93L245 92ZM27 95H28V94H27ZM46 95H47V94H46ZM50 95H51V94H50ZM92 95H94V94L91 93V96H92ZM114 95H115V98H116V94H114ZM114 95H113V96H114ZM117 95H118V94H117ZM127 95H128V94H127ZM132 95H133V94H131V96H132ZM136 95H137V94H136ZM136 95H135V96H136ZM193 95H194V94H193ZM193 95H192V96H193ZM199 95H200V94H199ZM203 95H204V94H203ZM214 95H215V91H214ZM222 95H223V94H222ZM4 96H5V97H4ZM59 96H61V95H59ZM94 96H95V95H94ZM99 96H101V95H99ZM99 96H98V97H99ZM107 96H109V94H108ZM107 96H104V97H103V95H102L103 100H102V105H100L101 107H99V108H94L92 111H89L90 113L88 112V113H89V114H88V116H89L88 119H90V120L94 123V126H95L96 128H102V129H103V133L101 134V136H103V139H105L106 141H109V145H110V140H115V142H119V143L121 144V146H120L121 148H124V147H126V148H132L133 151H134V149H135L134 147H135L136 144H137V140H138V138L141 137V135L145 134L146 131H145V132H144V131L141 132V133H140L141 135H140V134H137V132H136V131H137V130H136L137 127H136V128L131 129V132H130V133H126V130H124V128H126L125 126L128 124V123H126V122H127V118H126L125 116L122 115V113H121V111H120L121 109H120L118 112L116 111V109H117L116 106H117V105H115V104H116L117 102H115V104H114L112 101L109 100L110 96H109V98H107ZM119 96H120V95H119ZM128 96H129V95H128ZM133 96H134V95H133ZM142 96H143V94H142ZM153 96H154V95H153ZM159 96H160V94H159ZM177 96H178V94H177ZM177 96H176V97H177ZM185 96H186V95H185ZM215 96H216V95H215ZM224 96H223V97H224ZM243 96H241V97L243 98ZM27 97L29 98V96H27ZM46 97H47V96H46ZM186 97H187V96H186ZM203 97H204V96H203ZM210 97H211V96H210ZM7 98H9V96H8ZM7 98L5 99L6 102H7ZM10 98H11V97H10ZM25 98H26V97H24V99H25ZM37 98H38V97H37ZM80 98H81V97H80ZM119 98H120V97H119ZM121 98H122V97H121ZM128 98L130 99V97H128ZM135 98H136V97H135ZM142 98H143V97H142ZM160 98H161V97H160ZM182 98H183V97H182ZM184 98H185V97H184ZM184 98H183V99H184ZM195 98H197V97L195 96ZM208 98H209V97H207V99H208ZM218 98H219V96H218ZM247 98H248V97H247ZM50 99H51V98H50ZM52 99H53V98H52ZM52 99H51V100H52ZM58 99H59V98H58ZM67 99H68V98H67ZM94 99H95V98H94ZM97 99H98V98H97ZM97 99H96V100H97ZM100 99H101V98H100ZM111 99H112V95H111ZM133 99H134V97H133ZM133 99H132V100H133ZM147 99H148V98H147ZM197 99H199V98H197ZM210 99H211V98H210ZM215 99H217V98L215 97L213 100H215ZM238 99H239V98H238ZM20 100H21V99H20ZM26 100H27V99H26ZM31 100H32V99H31ZM60 100H61V99H60ZM63 100H64V99H63ZM73 100H74V98H73ZM113 100H114V99H113ZM118 100H119V99H118ZM124 100H125V99H124ZM126 100H127V99H126ZM135 100H136V99H135ZM148 100H149V99H148ZM148 100H147V103H148ZM188 100H189V99H188ZM218 100H219V99H218ZM218 100H217V101H218ZM243 100H244V99H243ZM243 100H242V101H243ZM258 100H260V99H258ZM1 101H0V102H1ZM8 101L10 102L11 100H8ZM37 101H38V100H37ZM46 101H48V100H46ZM53 101H54V100H53ZM67 101H68V100H67ZM67 101H66V102H67ZM89 101H91V100L89 99ZM115 101H116V100H115ZM119 101L121 102L122 100H119ZM119 101H118V102H119ZM127 101H128V100H127ZM140 101H141V100H140ZM184 101H186V99H185ZM194 101L196 102V101H198V100L195 99ZM199 101H200V100H199ZM208 101H209V99H208ZM208 101H207V102H208ZM12 102H13V101H12ZM58 102H59V100H58ZM61 102H62V101H61ZM95 102H96V101H95ZM100 102H101V101H100ZM124 102H125V101H124ZM149 102H151V100H150ZM152 102H153V101H152ZM154 102H155V101H154ZM159 102H160V101H159ZM195 102H194V103H195ZM207 102H206V103H207ZM213 102H214V101H212L211 103H213ZM219 102H220V101H219ZM256 102H257V101H256ZM256 102H255V103H256ZM24 103H26V101H25ZM50 103H51V102H50ZM86 103H87V102H86ZM91 103H92V102H91ZM125 103L128 104V102H125ZM179 103H180V102H179ZM186 103H187V101H186ZM191 103H192V102H191ZM194 103H193V104H194ZM211 103L209 104L208 109H209L213 104H214V105L217 104V103H213V104H211ZM240 103H241V102H239L238 104H240ZM11 104H13V103H11ZM118 104H120V103H118ZM121 104H123V103H121ZM127 104H126V105H127ZM136 104H137V103H136ZM153 104H154V103H153ZM184 104H185V103H184ZM187 104H189V103H187ZM220 104H221V103H220ZM238 104H237V106L240 107L241 105L239 106ZM243 104H244V102H243ZM24 105H25V104H24ZM24 105H23V106H24ZM36 105H37V104H36ZM47 105H49V104H47ZM150 105H151V104H150ZM191 105H192V104H191ZM194 105H195V104H194ZM197 105H198V104H197ZM200 105H201V104H200ZM205 105H206V104H205ZM210 105H211V106H210ZM217 105H218V104H217ZM6 106H9V105L7 104ZM60 106H62V105H60ZM65 106H66V105H65ZM71 106H72V105H71ZM87 106H88V105H87ZM135 106H136V105H135ZM177 106L179 107V105H177ZM237 106H236V107H237ZM1 107H2V106H1ZM57 107H58V106H57ZM69 107H70V106H69ZM118 107H119V105H118ZM122 107H123V105H122ZM148 107L150 108V106H148ZM159 107H160V106H158V108H159ZM174 107H175V106H174ZM216 107H217V106H216ZM238 107L235 109L236 111H237ZM254 107L257 108L255 105H254ZM8 108H9V107H8ZM25 108H26V107H25ZM32 108H33V107H32ZM39 108H40V107H39ZM55 108H56V107H55ZM59 108L64 109V105H63V108H62V107H59ZM70 108H71V107H70ZM72 108H73V107H72ZM119 108H120V107H119ZM119 108H118V109H119ZM134 108L137 109L136 107H134ZM179 108H180V107H179ZM193 108H194V107H193ZM211 108H212V107H211ZM227 108H228V107H227ZM40 109H41V108H40ZM40 109H39V110H40ZM67 109H68V108H67ZM89 109H90V108H89ZM89 109H88V110H89ZM165 109H166V108H165ZM172 109H173V108H172ZM202 109H203V108H202ZM212 109H213V108H212ZM253 109H254V108H253ZM6 110H7V109H6ZM27 110H29V108H28ZM27 110H26V111H27ZM31 110H32V109H31ZM43 110H44V109H43ZM125 110H126V108H124V111H125ZM140 110H141V109H140ZM194 110H195V109H194ZM197 110H198V109H197ZM203 110H204V109H203ZM245 110H246V109H245ZM250 110H252V109L250 108ZM255 110H256V109H255ZM0 111H1V110H0ZM7 111H8V110H7ZM55 111H56V110H55ZM58 111H59V110H58ZM63 111H64V110H63ZM63 111H62V112H63ZM65 111H66V110H65ZM73 111H74V109H73ZM73 111H71V112H73ZM124 111H123V113H124ZM138 111H139V110H138ZM150 111H151V110H149V112H150ZM154 111H155V110H154ZM156 111H157V110H156ZM204 111H205V110H204ZM204 111H203V112H204ZM211 111H213V110H211ZM211 111L209 110V112L212 114ZM215 111H216V109H215ZM229 111H230V109H229ZM229 111H228V112H229ZM32 112H33V111H32ZM32 112H31V113H32ZM42 112H44V111H42ZM68 112H69V110H68ZM71 112H69V113H71ZM77 112H78V110H77ZM81 112H82L83 115H86V114H87V113L84 112L83 110H82ZM81 112H80V113H81ZM129 112H130V111H129ZM147 112H148V111H147ZM158 112H159V111H158ZM161 112H162V111H161ZM161 112H160V114H161ZM163 112H164V111H163ZM171 112H172V110H171ZM203 112H202V113H203ZM209 112L207 111V114H206V115H209V114H208ZM234 112H235V111H234ZM238 112H239V111H238ZM17 113H18V112H17ZM26 113L28 114V113H30V112H26ZM64 113H65V112H64ZM140 113H141V111H140ZM153 113H154V112H153ZM173 113H176V112H174V110H173L172 114H173ZM177 113H178V112H177ZM189 113H190V112H189ZM196 113H199V111H197ZM200 113H201V112H200ZM236 113H237V112H235L234 115H236ZM258 113H259V112H258ZM47 114H48V111H47ZM65 114H66V113H65ZM211 114H210V116H211ZM225 114L227 115V113H225ZM229 114L232 115V111H231V113H229ZM244 114H245V113H244ZM246 114H248V113H246ZM252 114H253V112H252ZM255 114H256V113H255ZM25 115H26V114H25ZM41 115H42V114H39V116H41ZM45 115H46V114H45ZM51 115H52V114H51ZM73 115H74V114H73ZM142 115H144V112H143ZM145 115H147V114H145ZM157 115H158V113L155 114V117H156ZM169 115H170V114H169ZM174 115H175V114H174ZM184 115H185V114H184ZM190 115H191V114H190ZM192 115H193V113H192ZM192 115H191V116H192ZM194 115H195V114H194ZM221 115H222V114H221ZM231 115H230V117H231ZM26 116H27V115H26ZM28 116H29V117H28ZM28 116H27L28 118H27V117H26V118H27V119H30V118H31V117H30L31 115H28ZM39 116H38V114H37V117H38V118H39ZM47 116H48V115H47ZM47 116H45V117H47ZM75 116H76V115H75ZM136 116H137V113H136ZM136 116H135V117H136ZM176 116H177V115H175V117H176ZM188 116H189V115H188ZM210 116H207V117L209 118ZM212 116H214V115H212ZM6 117H7V116H6ZM11 117H12V116H11ZM37 117H36V115H35V118H36V119H38ZM65 117H66V116H65ZM68 117H70V116H68ZM68 117H67V119H68ZM128 117H129V116H128ZM185 117H186V116H185ZM185 117H184V118H185ZM234 117H235V116H234ZM239 117H240V116H239ZM14 118H15V117H14ZM26 118H25V119H26ZM62 118H63V116H62ZM136 118H137V117H136ZM140 118H141V117H140ZM144 118H145V117L143 116V119H144ZM164 118H165V116H164ZM164 118H163V120H164ZM173 118H174V117H173ZM176 118H178V117H176ZM192 118H193V117H192ZM208 118H207V120H206V119H204V120L208 121ZM219 118H220V117H219ZM227 118H228V116H227ZM227 118L225 117V119H227ZM231 118H232V117H231ZM237 118H238V117H237ZM247 118H248V117H247ZM259 118H260V117H259ZM263 118H264V117H263ZM27 119H26V120H27ZM41 119H42L41 121H42L43 123L45 122V124H46V120H45V121L43 120V119H45V118H41ZM138 119H139V115H138ZM148 119H149V118H148ZM153 119H154V118H153ZM156 119L158 120L157 117H156ZM160 119H162V118H160ZM160 119H159V123H160L161 121H163V120L160 121ZM209 119H210V118H209ZM211 119H212V118H211ZM222 119H223V117H222ZM235 119H236V118H235ZM235 119H234V120H235ZM26 120H25V121H26ZM65 120H66V119H65ZM128 120H129V119H128ZM133 120H134V118H133ZM136 120H137V119H136ZM169 120H171V119H169ZM180 120H181V119H180ZM182 120H183V119H182ZM182 120H181V121H182ZM227 120H228V119H227ZM234 120H232V122H233ZM257 120H258V119H257ZM13 121H15V123H17V122H16V119L13 120ZM22 121H23V119H22ZM31 121H32V120L30 119V122H31ZM33 121H35V119H34ZM41 121H40V122H41ZM76 121H77V120H76ZM129 121H130V120H129ZM134 121H135V120H134ZM139 121H140V120H138L137 123H139ZM141 121H142V119H141ZM141 121H140V123H141ZM147 121H148V120H147ZM151 121H152V120H151ZM175 121H176V120H175ZM175 121H174V122H175ZM186 121H187V120H186ZM186 121H185V122H186ZM188 121H189V119H188ZM190 121L192 122V119H190ZM190 121H189V123H190ZM195 121H196V120H195ZM214 121H215V119H214ZM216 121H217V120H216ZM228 121H229V120H228ZM228 121H227V122H228ZM248 121H249V120H248ZM251 121H252V120H251ZM259 121H260V120H259ZM2 122H3V121H2ZM19 122H20V121H19ZM23 122H24V121H23ZM26 122L28 123V120H27ZM49 122H50V121H49ZM72 122H73V121H72ZM86 122H87V121H86ZM164 122H165V123H164L163 125L166 124V121H164ZM169 122H170V121H169ZM171 122H173V121H171ZM171 122H170V123H171ZM177 122H178V120H177ZM177 122H175V123H177ZM196 122H197V121H196ZM208 122H209V121H208ZM229 122H231V120H230ZM256 122H258V121H256ZM263 122H264V121H263ZM9 123H12V122H9ZM9 123H8V125H9ZM144 123H146V121H145V122L143 121V124H144ZM148 123H149V122H148ZM150 123H152V122H150ZM162 123H163V122H162ZM199 123H200V122H199ZM201 123H202V122H201ZM206 123H207V122H206ZM206 123H205V124H206ZM220 123H221V122H220ZM220 123H219V124H220ZM247 123H248V122H247ZM254 123H255V122H254ZM1 124H2V123H1ZM70 124H71V123H70ZM125 124H126V125H125ZM156 124H157V123H155V127H156ZM177 124H179V123H177ZM202 124H204V123H202ZM229 124H230V123H229ZM232 124H233V123H232ZM256 124H257V123H256ZM256 124H255V126H256ZM22 125H24V124H22ZM30 125H31V124H30ZM76 125H77V124H76ZM140 125H141V124H140ZM152 125H153V124H152ZM157 125H158V124H157ZM159 125H160V124H159ZM167 125H169V124H167ZM174 125H175V124H174ZM197 125H198V124H197ZM197 125H196V126H197ZM200 125H201V124H200ZM208 125H209V124H208ZM221 125H222V124H221ZM221 125H220V126H221ZM224 125H225V124H224ZM227 125H228V123H227ZM227 125H226V126H227ZM263 125H264V124L262 123V127H263ZM27 126H28V128H29V123H28V125H26V127H27ZM34 126H35V125H34ZM38 126H39V125H38ZM60 126H61V125H60ZM171 126H172V125H171ZM171 126H170V127H171ZM177 126H179V125H177ZM202 126H203V125H202ZM202 126H201V127H202ZM217 126H218V125H217ZM220 126H219V127H220ZM4 127H5V126H4ZM7 127H9V126H7ZM20 127H21V126H20ZM20 127H19V128H20ZM42 127H43V126H42V124H41V126H39V127H37V128H39L40 130H43ZM50 127H51V126H50ZM179 127H180V126H179ZM187 127H189V125H188ZM197 127H198V126H197ZM201 127H200V128H201ZM229 127H230V126H229ZM231 127H232V126H231ZM244 127H246V126H244ZM262 127L260 128L261 130H262ZM22 128H23V127H22ZM37 128H35V129L37 130ZM80 128H81V127H80ZM86 128H88V127H84V128H83L84 131H86ZM222 128H223V127H222ZM4 129H5V128H4ZM4 129L2 128V130H4ZM13 129H14V128H13ZM17 129H18V128H17ZM55 129L58 130V128H55ZM71 129H72V128H71ZM75 129H76V128H75ZM128 129H129V128H128ZM139 129H140V127H139ZM152 129H153V128H151L150 131H152ZM155 129H157V128H155ZM161 129H162V128H160V130H161ZM174 129H176V127H174ZM183 129H184V128H183ZM188 129H190V128H188ZM202 129H205V126L202 127ZM206 129H207V128H206ZM206 129H205V130H206ZM208 129H209V128H208ZM208 129H207V130H208ZM244 129H245V128H244ZM22 130H23V129H22ZM22 130H21V132H22ZM40 130H38V131L40 132ZM53 130H54V129H53ZM59 130L61 131V129H59ZM59 130H58V131H59ZM87 130H88V129H87ZM144 130H145V129H144ZM157 130H158V129H157ZM157 130H155V131H157ZM167 130H168V129H167ZM214 130H215V132H213ZM214 130L211 131V133L213 132V133L216 134L217 131H216V129H214ZM218 130H219V129H218ZM248 130H249V128H248ZM257 130H258V125H257ZM257 130H256V131H257ZM12 131H13V130H11V132H12ZM18 131H19V130H18ZM18 131H14V132H16V133L18 134ZM38 131H36V132H38ZM64 131H65V130H64ZM69 131H70V130H69ZM76 131H77V130H76ZM76 131H74V134H75ZM88 131H89V130H88ZM99 131H100V130H99ZM101 131H102V130H101ZM101 131H100V132H101ZM155 131H154V132H155ZM158 131H159V130H158ZM185 131H186V130H185ZM191 131H192V129L190 130V132H191ZM224 131H225V130H224ZM224 131H223V132H224ZM154 132H153V134H154ZM166 132H167V131H166ZM173 132H175V131H173ZM173 132H172V133H173ZM188 132H189V131H188ZM205 132H206V131H205ZM205 132H204V133H205ZM243 132H244V131H243ZM243 132H242V133H243ZM246 132H247V131H246ZM262 132H263V130H262ZM60 133H63V132L61 131ZM67 133H68V132H67ZM67 133H66V134H67ZM179 133H181V132L179 131ZM179 133H178V134H179ZM198 133H199V132H198ZM198 133H197V134H198ZM250 133L253 134V133H256V132H252V131H250ZM259 133H260V131H259ZM263 133H264V132H263ZM263 133H262V134H263ZM3 134H4V133H3ZM3 134H2V135H3ZM6 134L9 135L8 133H6ZM10 134H11V133H10ZM12 134H13V133H12ZM38 134H39V133H38ZM38 134H37V135H38ZM66 134H65V135H66ZM77 134H78V133H77ZM153 134H152V135H153ZM159 134H161V132H160ZM184 134H185V133H184ZM202 134H203V133H202ZM206 134H207V132H206ZM219 134H220V133H219ZM221 134H222V133H221ZM244 134H245V133H243V135H240V136H244ZM252 134H251V135H252ZM14 135H15V134H14ZM23 135H25L24 132H23ZM56 135H58L57 132H56ZM89 135H90V134H89ZM149 135H150V133H149ZM170 135H171V133H170ZM176 135H177V134H176ZM187 135H189V134L187 133ZM199 135H200V134H199ZM199 135H198V137H199ZM217 135H218V134H217ZM236 135H238V134H235V136H236ZM245 135H247V134H245ZM251 135H250V136H251ZM253 135H254V134H253ZM259 135H260V134H259ZM259 135H258V136H259ZM18 136H19V134H18ZM26 136L28 137L27 134H26ZM58 136H59V135H58ZM71 136H73V134H72ZM78 136H79V135H78ZM155 136H156V145H157V132L155 133ZM167 136H169V135H167ZM173 136H174V135H173ZM179 136H181V134H180ZM205 136H206V135L204 134V139H205V140H203V141H206V139L209 137V135H207L208 137L206 136L207 138H205ZM211 136H213V135H211ZM211 136H210V137H211ZM235 136H234V139H236ZM261 136H262V135H261ZM6 137L8 138V136H6ZM9 137H10V136H9ZM21 137H22V135H21ZM53 137H54V136H53ZM68 137H69V136H68ZM96 137H97V136H96ZM152 137H153V138H152V140H153L152 143L155 144V138H154V136H152ZM160 137H161V136H160ZM165 137H166V136H165ZM169 137H170V136H169ZM200 137L202 138L203 136L200 135ZM217 137H218V136H217ZM219 137H220V136H219ZM246 137H248V136H246ZM251 137H252V136H251ZM251 137H250V139H251ZM263 137H264V136H263ZM263 137H262V138H263ZM11 138H12V137H11ZM11 138H10V139H11ZM14 138H15V137H14ZM19 138H20V136L18 137V139H19ZM37 138H38V137H37ZM51 138H52V137H51ZM63 138H65V137H63ZM75 138H76V140H77V137H76V136H75ZM83 138H84V137H83ZM167 138H168V137H167ZM178 138H179V137H178ZM180 138H181V137H180ZM192 138H193V137H192ZM238 138H241V137L238 136ZM238 138H237V140H241V139H238ZM252 138H254V137H252ZM255 138H256V137H255ZM2 139H3V138H2ZM22 139H23V137H22ZM33 139H34V138H33ZM48 139H49V137H48ZM65 139H66V138H65ZM164 139H165V138H164ZM169 139H170V138H168V142H169ZM198 139H200V138H198ZM211 139H212V138H211ZM242 139H243V138H242ZM246 139H247V138H246ZM246 139H245V140H246ZM258 139H259V138H258ZM4 140H5V139H3V142H4ZM7 140H8V139H7ZM7 140H6L5 143H8ZM15 140H16V139H15ZM25 140H26V139H25ZM57 140H58V139H57ZM62 140H64V139H62ZM62 140L60 139V141H62ZM66 140H67V139H66ZM78 140H79V139H78ZM90 140H91V139H89V141H88V142H89V143H88V147L91 146V145L89 146L90 142L92 141V140H91V141H90ZM177 140H178V139H177ZM186 140H187V139L185 138L184 141H186ZM201 140H202V139H201ZM223 140H224V139H223ZM231 140H232V139H231ZM243 140H244V139H243ZM251 140H252V139H251ZM253 140H254V139H253ZM32 141H33V140H32ZM74 141H75V140H74ZM74 141H73V142H74ZM83 141H84V140H81V142H83ZM94 141H95V140L93 139V142H94ZM103 141H104V140H103ZM187 141H188V140H187ZM232 141H234V140H232ZM9 142H11V141H9ZM33 142H35V141H33ZM33 142H32V143H33ZM42 142H43V140H42ZM56 142H57V141H56ZM63 142H64V141H63ZM97 142H98V141H97ZM164 142H165V141H164ZM176 142H177V141H176ZM178 142H179V141H178ZM235 142H237V141H235ZM243 142H244V141H243ZM250 142H251V141H250ZM252 142H253V141H252ZM14 143L16 144L17 141H15ZM14 143H13V144H14ZM21 143L23 144L22 148H24V143H23V142H21ZM28 143H29V142H28ZM35 143H36V142H35ZM35 143H33V144L35 145ZM44 143H45V142H44ZM46 143H47V142H46ZM65 143H66V141L64 142V144H65ZM98 143H99V142H98ZM106 143H107V142H106ZM195 143H196V140H195ZM199 143H202V142H199ZM203 143H204V142H203ZM208 143H210V142H207V144H208ZM229 143H230V142H229ZM256 143H257V142H256ZM3 144H4V143H3ZM40 144H41V143H40ZM42 144H43V143H42ZM49 144H52V143H51V142L48 143V146H49ZM100 144H101V143H100ZM143 144H144V142H143ZM162 144H164V143H162ZM168 144H169V143H168ZM180 144H181V142H180ZM182 144H183V143H182ZM230 144H231V143H230ZM230 144H229V145H230ZM233 144L236 145V143H233ZM240 144H242V143H240ZM251 144H253V143H251ZM251 144H250V145H251ZM260 144L263 145L262 143H260ZM0 145H1V144H0ZM19 145H20V144H19ZM19 145H16V146H18V148H19ZM31 145H32V144H31ZM56 145L58 146V144H56ZM68 145H69V144H68ZM86 145H87V144H86ZM92 145H94V144H92ZM101 145H102V144H101ZM149 145H150V144H149ZM183 145H184V144H183ZM183 145H181V146L183 147ZM185 145H186V143H185ZM195 145H196V144H195ZM198 145H199V144H198ZM204 145H205V144H204ZM222 145H223V143H222ZM225 145H226V144H224V146H225ZM261 145H260V146H261ZM2 146H3V145H2ZM9 146H11V145H9ZM13 146H14V145H13ZM29 146H30V145H29ZM32 146H33V145H32ZM45 146H47V145H45ZM63 146H64V145H62L61 147H63ZM102 146H103V145H102ZM144 146H145V145H144ZM157 146H161L160 143H159V145H157ZM163 146H164V145H163ZM167 146H169V145H167ZM170 146H171V145H170ZM179 146H180V145H178V147H177L178 149H179ZM181 146H180V149L182 148ZM253 146H254V145H253ZM257 146H258V145H257ZM263 146H264V145H263ZM20 147H21V146H20ZM25 147H26V145H25ZM30 147H31V146H30ZM55 147H56V146H55ZM55 147H54V148H55ZM59 147H60V146H59ZM61 147H60V149H61ZM66 147H68V146H66ZM91 147H92V146H91ZM91 147H90V148H91ZM94 147H95V146H94ZM103 147H104V146H103ZM106 147H107V146H106ZM116 147H117V146H116ZM141 147H143V146H141ZM165 147H166V146H165ZM165 147H164V148H165ZM192 147H193V146H192ZM195 147H196V146H195ZM195 147H194V148H195ZM225 147H226V146H225ZM228 147H229V146H228ZM232 147H235V146H232ZM244 147H246V146H244ZM249 147H250V146L248 145V149H249ZM10 148H11V147H10ZM35 148H36V147H35ZM38 148H39V147H38ZM57 148H58V147H57ZM86 148H87V147H86ZM108 148H109V147H108ZM121 148H119V149H121ZM126 148H125V149H126ZM144 148H145V147H144ZM149 148H150V146H149L147 149L149 150ZM156 148H157V147H156ZM168 148H169V147H168ZM168 148H167V149H168ZM174 148H175V147H174ZM186 148H187V147H186ZM203 148H205V147H203ZM207 148H208V147H207ZM213 148H214V147H213ZM226 148H227V147H226ZM236 148H237V147H236ZM250 148H252V147H250ZM253 148H255V147H253ZM253 148H252L251 152L254 150ZM259 148H261V147H259ZM3 149H4V147H3ZM5 149H6V148H5ZM13 149H14V147H13ZM33 149H34V146H33ZM36 149H37V148H36ZM46 149H48V148L46 147ZM49 149H50V148H49ZM55 149H56V148H55ZM60 149H59V150H60ZM63 149H64V148H63ZM63 149H62V150H63ZM94 149H95V148H94ZM97 149H98V150H97V152H98V151H99V148H97ZM104 149H105V148H104ZM114 149H115V148H114ZM152 149H153V148H152ZM172 149H173V148H172ZM175 149H176V148H175ZM187 149H188V148H187ZM197 149H198V148H196V149H194V150L196 151ZM219 149H220V148H219ZM219 149H218L217 153H219ZM221 149H222V148H221ZM241 149H242V148H241ZM248 149H247V150H248ZM1 150H2V148H1ZM25 150H26V149H25ZM25 150H24V151H25ZM40 150H41V148H40L38 151L40 152ZM43 150H44V149H43ZM43 150L41 151V153L43 152ZM91 150H93V149H91ZM138 150H139V149H138ZM148 150H147V151H148ZM153 150H154V149H153ZM182 150H183V149H182ZM194 150H193V151H194ZM205 150H206V149H205ZM205 150H204V151H205ZM222 150H224V149H222ZM222 150H221L220 152H222ZM225 150H226V149H225ZM230 150H231V149H230ZM4 151H5V150H4ZM4 151H3V153H6V152L8 151V149H7L6 152H4ZM10 151H12V149H11ZM14 151H15V150H14ZM44 151H45V150H44ZM47 151H48V150H47ZM80 151H81V150H80ZM111 151H112V150H111ZM119 151H121V150H119ZM122 151H123V150H122ZM126 151H127V150H126ZM126 151H124V152H126ZM145 151H146V150H145ZM154 151H155V150H154ZM173 151H174V149H173ZM176 151H177L176 153H178L180 150L178 151V150L176 149ZM191 151H192V148H191ZM193 151H192V152H193ZM198 151H200V149L197 150L196 152H198ZM235 151H236V150H235ZM244 151H245V150H244ZM248 151H249V150H248ZM248 151H247V152H248ZM16 152L18 153V151H16ZM19 152H20V151H19ZM36 152H37V151H36ZM57 152H58V151H57ZM65 152H66V151H65ZM85 152H86V151H85ZM97 152L95 151V153H97ZM101 152H102V150H101ZM114 152H115V150H114ZM134 152H136V151H134ZM166 152H167V151H166ZM196 152H194V155H195ZM200 152H201V151H200ZM212 152H213V149H212ZM228 152H229V151H228ZM239 152H241V151L239 150ZM263 152H264V150H263ZM1 153H2V152H1ZM10 153H11V152H10ZM37 153H38V152H37ZM41 153H40V154H41ZM54 153H55V152H54ZM61 153H63V152H61ZM81 153H82V151H81ZM137 153H138V151H137ZM179 153H180V152H179ZM179 153H178V154H179ZM207 153H208V152H207ZM223 153H224V152H223ZM223 153H221V155H222ZM241 153H242V152H241ZM256 153H257V152H256ZM256 153H255V154H256ZM14 154H15V153H14ZM14 154H13V156H14ZM18 154H19V153H18ZM20 154H21V155H25L26 153L23 152V154H22V153H20ZM27 154H28V153H27ZM27 154H26V155H27ZM56 154H57V153H56ZM65 154H66V153H65ZM68 154H69V153H68ZM72 154H73V153H72ZM72 154H71V155H72ZM84 154H85V153H84ZM117 154H118V153H117ZM121 154H122V153H121ZM140 154H141V151H140ZM147 154H148V152H147ZM151 154H152V153H151ZM168 154H169V153H168ZM180 154H181V153H180ZM184 154H185V152H184ZM199 154H200V153H199ZM203 154H204V152H203ZM226 154H227V152H226ZM233 154H234V153H233ZM235 154H236V153H235ZM238 154H239V153H238ZM244 154H245V153H244ZM246 154H247V153H246ZM255 154H254V155H255ZM1 155H2V154H1ZM8 155H9V154H8ZM15 155H17V154H15ZM35 155H36V154H35ZM61 155H62V154H61ZM75 155H77V154H75ZM78 155H79V154H78ZM92 155H94V157H95V154H92ZM100 155H101V154H100ZM126 155H127V154H126ZM126 155H125V156H126ZM130 155H132V153H131ZM130 155H129V156H130ZM135 155H136V154H135ZM135 155H134V157H133V156H132V157L135 158L136 156H138V154H137L136 156H135ZM173 155H174V154H173ZM187 155H188V154H187ZM187 155H186V156H187ZM196 155H197V154H196ZM208 155H209V154H208ZM210 155H211V154H210ZM221 155H219V156H221ZM241 155H242V154H240V156H241ZM251 155H252V154H251ZM81 156H83V155L81 154ZM81 156H80V157H81ZM85 156H86V155H85ZM88 156H89V155H88ZM129 156H128V157H129ZM139 156H140V155H139ZM148 156H149V155H148ZM151 156H152V155H151ZM151 156H150V158H149L150 162L153 160V158H151ZM154 156H155V155H154ZM200 156H201V154H200ZM212 156H213V155H212ZM223 156H224V155H223ZM223 156H222V157H223ZM226 156H227V155H226ZM246 156H247V155H246ZM249 156H250V155H249ZM263 156H264V155H263ZM263 156H262V157H263ZM6 157H8V156H6ZM6 157H4V158L7 159ZM17 157H18V156H17ZM19 157H20V156H19ZM23 157L25 158V156H22L21 158H23ZM26 157H27V156H26ZM56 157H57V156H56ZM64 157H65V156H64ZM75 157H76V156H75ZM78 157H79V156H78ZM80 157H79V158H80ZM103 157H104V156H103ZM123 157H124V153H123ZM128 157H127V158H128ZM162 157L164 158V156H162ZM168 157H169V156H168ZM168 157H167V158H168ZM176 157H179V156L177 155ZM187 157H188V156H187ZM187 157H185V159H187ZM192 157H193V156H192ZM194 157H195V156H194ZM208 157H209V156H208ZM229 157L231 158L230 154H229V156H228L227 158H229ZM235 157H236V156H235ZM237 157L239 158V156H237ZM243 157H244V155L241 156L242 159H243ZM29 158H30V157H29ZM29 158H27V160L24 159L23 161H22V159H21L22 163H23L24 161H29V160H28ZM57 158H58V157H57ZM71 158H72V156H71ZM98 158L100 159V157H98ZM138 158H140V157H138ZM144 158H145V157H144ZM144 158H143V159H144ZM172 158H173V157H172ZM188 158H189V157H188ZM202 158H203V157H202ZM202 158H201V159H202ZM219 158H220V157H219ZM224 158H225V157H224ZM252 158H253V157H252ZM32 159H33V158H32ZM58 159H59V158H58ZM62 159H63V158H62ZM62 159H61V162H62ZM67 159H68V158H67ZM77 159H78V158H77ZM82 159H83V158H82ZM99 159H98V160H99ZM103 159H104V158H103ZM107 159H109V156H108ZM125 159H126V158H125ZM143 159H140V160H143ZM168 159H169V158H168ZM179 159H180V158H179ZM210 159H211V158L209 157V161H210ZM225 159H226V158H225ZM235 159H236V158H235ZM245 159H246V158H245ZM247 159H249V157H248ZM259 159H260V161H262V160H261V157H259ZM15 160H16V159H15ZM34 160H35V159H34ZM34 160H33V162H34ZM38 160H39V159H38ZM38 160H37V161H38ZM74 160H75V159H74ZM93 160H94V159H93ZM95 160H96V159H95ZM121 160H123V159H120V161H121ZM132 160H133V159H132ZM132 160H131V161H132ZM138 160H139V159H138ZM149 160H148V161H149ZM161 160H162V159H161ZM164 160H165V159H164ZM198 160H199V159H198ZM214 160H216V159H215V156H214ZM221 160H222V158H221ZM236 160H237V159H236ZM240 160H241V159H240ZM240 160H239V163H240ZM255 160L257 161V159H255ZM10 161H11V160H10ZM18 161H20V159H19ZM53 161H54V160H53ZM53 161L51 160V163H53ZM86 161H87V160H86ZM126 161H127V159H126ZM135 161H136V160H135ZM154 161H155V160H154ZM165 161H166V160H165ZM169 161H170V160H169ZM169 161H166V163H167V162L169 163ZM173 161H174V158H173ZM178 161H179V160H178ZM178 161H177V163H178ZM202 161H203V159L201 160V163H202ZM205 161H206V160H205ZM219 161H220V159H219ZM223 161H225V160H223ZM223 161H222V162H223ZM245 161H246V160H244V162H245ZM256 161H255V162H256ZM71 162H73V160H72ZM75 162H76V161H75ZM77 162H78V161H77ZM91 162H92V161H91ZM139 162H141V161H139ZM145 162H146V160H145ZM150 162H149V163H150ZM171 162H172V160H171ZM203 162H204V161H203ZM216 162H217V160H216ZM222 162H220V163H222ZM258 162H259V161H258ZM258 162H257V163H258ZM86 163H88V162H86ZM86 163H85V164H86ZM99 163H102V162H99ZM106 163H107V162H106ZM121 163H122V161H121ZM127 163H128V162H127ZM130 163H134V162H130ZM149 163H147V164H149ZM163 163H164V162H163ZM168 163H167V164H168ZM193 163H194V162H192V164H193ZM196 163H197V162H196ZM204 163H205V162H204ZM224 163H225V162H224ZM263 163H264V159H263ZM3 164H4V163H3ZM5 164H6V160H5ZM5 164H4V165H5ZM14 164H15V163H14ZM18 164H19V162H18ZM28 164H29V163H28ZM64 164H65V163H64ZM76 164H77V163H75V165H76ZM83 164H84V163H83ZM91 164H92V163H91ZM104 164H105V163H104ZM104 164H103V165H104ZM111 164H112V163H111ZM117 164H118V163H117ZM142 164H143V163H142ZM145 164H146V163H145ZM151 164H153V162H152ZM151 164H149V165H151ZM169 164H170V163H169ZM172 164H173V162H172ZM172 164H171V166H172ZM210 164H211V163H210ZM218 164H219V163H218ZM245 164H246V162H245ZM251 164H252V163H251ZM261 164H262V162H261ZM261 164H259V165L261 166ZM1 165H2V163H1ZM16 165H17V164H16ZM16 165H15V167H16ZM25 165H26V164H25ZM31 165H32V164H31ZM33 165H34V163H33ZM37 165H38V164H37ZM60 165H61V164H60ZM87 165H88V164H87ZM89 165H90V164H89ZM119 165H120V166H117V167H121L122 164H119ZM132 165H133V164H132ZM137 165L140 166L141 163H140V165H139V164H137ZM137 165H135V167H136ZM156 165H158V164H156ZM156 165H155V166H156ZM173 165H174V164H173ZM184 165H185V164H184ZM190 165H191V163H190ZM202 165H203V163H202ZM216 165H217V164H216ZM241 165H242V164H241ZM243 165H244V164H243ZM249 165H250V164H249ZM259 165H258V166H259ZM17 166H18V165H17ZM22 166H23V165H22ZM34 166H35V165H34ZM52 166H53V165H52ZM55 166H56V165H55ZM62 166H63V165H62ZM92 166H93V165H92ZM95 166H96V164H95ZM95 166H94V167H95ZM105 166H107V165H105ZM138 166H137V167H138ZM166 166H168V165H164L163 167H162V166H161V167H162L163 169L166 170V168H167ZM177 166H178V165H177ZM200 166H201V164H200ZM217 166H219V165H217ZM220 166H221V164H220ZM226 166H227V165H226ZM253 166H254V165H253ZM258 166H257V168H259ZM1 167H3V166H1ZM11 167L14 168L13 165H12ZM18 167H19V166H18ZM23 167H24V166H23ZM25 167H26V166H25ZM40 167L43 168L42 166H40ZM53 167H54V166H53ZM53 167H52V168H53ZM71 167H72V166H71ZM78 167H79V166H78ZM78 167H76V168H78ZM88 167H89V166H88ZM88 167H86V168H88ZM101 167H102V166H101ZM101 167H100V168H101ZM103 167H104V166H103ZM157 167H158V166H157ZM164 167H165V168H164ZM168 167H169V169H171L170 166H168ZM195 167H196V166H195ZM195 167H194V169H195ZM204 167H205V166H204ZM207 167H208V166H207ZM223 167H224V166H223ZM248 167H249V166H248ZM254 167H255V166H254ZM12 168H11V169H12ZM46 168H48V166H47ZM72 168H73V167H72ZM72 168H71V169H72ZM76 168H75V170H76ZM89 168H90V167H89ZM100 168H99V169H100ZM139 168H142V167H139ZM149 168H150V166H149ZM155 168H156V167H155ZM178 168H179V167H178ZM180 168H181V167H180ZM199 168H200V167H197L195 170L197 171V169H199ZM201 168H202V166H201ZM211 168H212V167H211ZM218 168H219V167H218ZM224 168H225V167H224ZM263 168H264V165H262V169H263ZM5 169H6V168H5ZM20 169L22 170L21 167H20ZM30 169H31V167H30ZM34 169H35V168H34ZM54 169H56V168H53V169H51V170H54ZM82 169H84V168H82ZM99 169H98V170H99ZM169 169H168V171H169ZM194 169H193V171H192L193 173H194ZM204 169H205V168H204ZM206 169H207V168H206ZM246 169H247V167H246ZM7 170H8V169H7ZM12 170H16V168H14V169H12ZM17 170H18V169H17ZM21 170H20V171H21ZM37 170H38V167H37ZM44 170H45V168H44ZM44 170H43V172H44ZM46 170H47V169H46ZM48 170H49V169H48ZM59 170H60V169H59ZM84 170H85V169H84ZM95 170H96V168H95ZM95 170H91V172H93V171H95ZM98 170H96V171H98ZM118 170L120 171V169H118ZM118 170H117V171H118ZM137 170H138V169H137ZM142 170H143V169H142ZM142 170H141V171H142ZM144 170H145V169H144ZM227 170H228V169H227ZM250 170H251V167H250ZM20 171H16V172H20ZM25 171H26V169H25ZM29 171H30V170H29ZM69 171L71 172V170H69ZM106 171H107V167H106ZM119 171H118V172H119ZM129 171H131V170H129ZM155 171H156V170H155ZM182 171H183V170H182ZM212 171H213V170H212ZM212 171H211V172H212ZM221 171H223L222 167H221ZM252 171H253V169H252ZM255 171L257 172L256 169H255ZM260 171H261V170H260ZM260 171H259V172H260ZM31 172H32V171H31ZM80 172H81V171H80ZM100 172H101V171H100ZM102 172H103V171H102ZM142 172H143V171H142ZM151 172H152V171H151ZM164 172H166V171L163 170V173H164ZM184 172H185V171H184ZM186 172H187V171H186ZM197 172H198V171H197ZM203 172H204V171H203ZM227 172H229V171H227ZM1 173H2V172H1ZM6 173H7V172H6ZM8 173H9V172H8ZM28 173H29V172H28ZM33 173H34V172H33ZM44 173H45V172H44ZM50 173H51V172H50ZM61 173H63V172H61ZM67 173H68V172H67ZM71 173H72V175H74L73 172H71ZM84 173H85V172H84ZM152 173H153V172H152ZM173 173H175V172H173ZM208 173H210V172L208 171ZM220 173H221V172H219V175H221L223 172H222L221 174H220ZM225 173H226V168H225ZM235 173H236V172H235ZM21 174H22V173H21ZM21 174H20V175H21ZM23 174H24V173H23ZM23 174H22V176H23ZM35 174H36V173H35ZM42 174H43V173H42ZM64 174H65V172H64ZM77 174H78V173H77ZM91 174H92V173H91ZM100 174H101V173H100ZM121 174H122V178H123V170H122ZM130 174H131V173L129 172V177H130ZM138 174H139V173H138ZM142 174H143V173H142ZM158 174H162V173H158ZM158 174H157V175H158ZM168 174H169V173H168ZM182 174H183V173H182ZM194 174H195V173H194ZM194 174H193V175H194ZM202 174H203V173H202ZM210 174H211V173H210ZM226 174H227V173H226ZM226 174H224V176H225ZM229 174H230V173H229ZM229 174H228V175H229ZM243 174H244V173H243ZM263 174H264V171H263ZM33 175H34V174H33ZM33 175H32V176H33ZM36 175H37V174H36ZM36 175H35V176H36ZM43 175H44V174H43ZM46 175H48V174H46ZM51 175H53V174H51ZM70 175H71V174H70ZM70 175H69V176H70ZM93 175H94V174H93ZM97 175H98V173L95 174V176H97ZM147 175H148V174L146 173V176H147ZM154 175H155V174H154ZM196 175H197V173H196ZM196 175H195V176H196ZM216 175H217V174H216ZM241 175H242V174H241ZM247 175H248V173H247ZM259 175L261 176V174H259ZM14 176H15V175H14ZM22 176H20V177H22ZM39 176H40V175H39ZM53 176H55V174H54ZM60 176H62V175H60ZM78 176H79V175H78ZM100 176H102V175H100ZM100 176H99V178H100ZM117 176H118V175H117ZM144 176H145V175H143V177H144ZM195 176H194L193 178H195ZM214 176H215V175H214ZM26 177H27V176H26ZM36 177H37V176H36ZM41 177H42V175H41ZM41 177H40V178H41ZM47 177H48V176H47ZM50 177H51V176H50ZM50 177H49V179H50ZM67 177H68V176H67ZM67 177L65 178L66 180H67ZM74 177H75V175H74ZM87 177H88V176H87ZM139 177H140V176H139ZM143 177H142V178H143ZM161 177L163 178V176H161ZM164 177H165V176H164ZM183 177H185V176H182V178H183ZM196 177H197V176H196ZM207 177H208V176H207ZM244 177H245V176H244ZM251 177H252V176H251ZM16 178H18V173H17V177H16ZM31 178H32V177H31ZM44 178H46V177H44ZM52 178H53V177H52ZM59 178H60V177H59ZM89 178H90V177H89ZM92 178H94V177H92ZM106 178H107V177H106ZM106 178H105V179H106ZM126 178H127V177H126ZM126 178H125V179H126ZM148 178H149V176H148ZM188 178H189V177H188ZM193 178H191L192 181H193ZM199 178H200V177H199ZM217 178H218V177H217ZM217 178H216V179H217ZM223 178H226V177H223ZM20 179H21V178H20ZM33 179H34V178H33ZM33 179H32V180H33ZM49 179H48V180H49ZM61 179H62V178H61ZM68 179H70V178H68ZM81 179H82V178H81ZM84 179H85V176H84ZM95 179H96V178H95ZM95 179H93V180H95ZM118 179H119V178H118ZM120 179H121V178H120ZM127 179H128V178H127ZM149 179H150V178H149ZM157 179H158V178H157ZM179 179H180V177H179ZM195 179H196V178H195ZM206 179H207V178H206ZM251 179H252V178H251ZM261 179H262V178H259V181H260ZM2 180H3V179H2ZM2 180H1V181H2ZM5 180H6V179H5ZM25 180L28 181V179H25ZM34 180H35V179H34ZM48 180H46L45 182L47 183ZM56 180H57V178H56ZM56 180H55V178H54L55 183H56ZM72 180H73V179H72ZM96 180H97V179H96ZM114 180H115V178H114ZM116 180H117V178H116ZM123 180H124V179H123ZM180 180H181V182L183 183V181H182L183 179H180ZM180 180H179V181H180ZM224 180H225V179H224ZM226 180H227V179H226ZM231 180H232V178H231ZM255 180H256V179H255ZM255 180H254V181H255ZM13 181H16L15 178L13 179ZM51 181H52V179H51ZM59 181H60V180H59ZM79 181H80V180H79ZM87 181H89V180H87ZM87 181H86V182H87ZM109 181H110V180H108L107 182H109ZM117 181H118V180H117ZM134 181H135V180H134ZM155 181H156V180H155ZM190 181H191V180H190ZM215 181H216V180H215ZM219 181H220V180H219ZM240 181H241V180H240ZM262 181H264V180L262 179ZM2 182H3V181H2ZM19 182H20V180H19ZM19 182H18V183H19ZM37 182H38V180L35 181V183H37ZM57 182H58V181H57ZM61 182H62V181H61ZM66 182H67V181H66ZM66 182H65V183H66ZM74 182H76V179H75ZM80 182H81V181H80ZM101 182H102V181H101ZM112 182H113V181H112ZM123 182H124V181H123ZM128 182H129V180H128ZM143 182H144V181H143ZM153 182H154V180H153ZM156 182H157V181H156ZM171 182H172V181H171ZM171 182H169V183H171ZM188 182H189V181H188ZM193 182H194V181H193ZM220 182H221V181H220ZM249 182H251V180H250ZM25 183H26V182H25ZM62 183H64V182H62ZM77 183H78V182H77ZM88 183H90V182H88ZM88 183H86V184H88ZM109 183H110V182H109ZM113 183H114V182H113ZM172 183H173V182H172ZM186 183H187V182H186ZM191 183H192V182H191ZM195 183H196V180H195ZM195 183H194V184H195ZM218 183H219V182H218ZM229 183H231V181H230V176H229ZM240 183H241V185H243V184H242L243 181H242V182H239V184H240ZM260 183H261V182L258 183L259 187L264 186V185L260 186ZM262 183H263V182H262ZM16 184H17V183H16ZM44 184H45V183H44ZM44 184H43V185H44ZM47 184L49 185V183H47ZM52 184H53V183H52ZM52 184H51V185H52ZM66 184H68V183H66ZM90 184H92V183H90ZM119 184H120V183H119ZM125 184H126V183H124V185H125ZM135 184H137V181L135 182ZM135 184H134V185H135ZM140 184H141V182H140ZM149 184H150V180H149ZM194 184H192V186H193ZM223 184H227V185H228V181H227V183L224 182ZM237 184H238V183H237ZM237 184H236V185H237ZM245 184H246V183H245ZM11 185H12V184H11ZM11 185H10V187H11ZM23 185H24V183H23ZM29 185H30V184H29ZM38 185H39V184H38ZM59 185L61 186V183H60ZM74 185H76V184H72V187H74ZM93 185H94V184H93ZM117 185H118V184H117ZM143 185H144V183H143ZM172 185H173V184H172ZM175 185H176V184H175ZM227 185H226V186L224 185V187H227ZM233 185H234V184H233ZM253 185H257V182H255V184H253ZM7 186H8V184H7ZM36 186H37V185H36ZM45 186L47 187V185H44V187H45ZM60 186H59V187H60ZM66 186H67V185H66ZM100 186H101V185H100ZM109 186H110V185H109ZM113 186H114V184H113ZM113 186H112V188H111V187H109V188H110L111 190H113ZM119 186H120V185H119ZM119 186H118V187H119ZM131 186H133V184H132ZM137 186H138V185H137ZM167 186H168V184H167ZM167 186H166V187H167ZM186 186H187V185H186ZM186 186H185V187H186ZM195 186H197V185H195ZM198 186H199V185H198ZM198 186H197V188H198ZM201 186H202V185H201ZM206 186H207V185H206ZM213 186H214V185H213ZM217 186H218V185H217ZM247 186H248V185H247ZM249 186H250V185H249ZM0 187H1V186H0ZM14 187H15V186H14ZM14 187H13V188H14ZM19 187H20V185H19ZM23 187H25V186H23ZM34 187H35V186H34ZM56 187H57V186H56ZM90 187H91V186H90ZM95 187H96V186L94 185V188H95ZM97 187H98V186H97ZM116 187H117V186H116ZM120 187H121V186H120ZM129 187H130V186H129ZM154 187H155V186H154ZM154 187H151V188H154ZM231 187H232V186H231ZM231 187H230V188H231ZM235 187H237V186H235ZM7 188H8V187H7ZM13 188H12V189H13ZM63 188H64V187H63ZM100 188H101V187H100ZM121 188H122V187H121ZM126 188H127V185H126ZM140 188H141V187H140ZM143 188H144V187H143ZM147 188H148V187H147ZM147 188H144V189H145V192H146ZM167 188H168V187H167ZM175 188H176V187H175ZM187 188L189 189L188 186H187ZM194 188H195V187H194ZM194 188H193V189H194ZM199 188L201 189L202 187H199ZM205 188H206V187H205ZM233 188H234V187H233ZM242 188H243V186H242ZM242 188H241V190H242ZM247 188H248V187H247ZM254 188H256V186H254ZM19 189H21V187H20ZM37 189H39V186L37 187ZM37 189H36V190H37ZM42 189H43V188H42ZM47 189H48V187H47ZM55 189H56V188H55ZM64 189H65V188H64ZM83 189H84V188H83ZM88 189H90V188H88ZM95 189H96V188H95ZM95 189H94V191H95ZM122 189H123V188H122ZM134 189H137V188L135 187ZM134 189H132V190H134ZM138 189H139V188H138ZM156 189H157V188H156ZM170 189H172V188H170ZM170 189H169V190H170ZM176 189H177V188H176ZM185 189H186V188H185ZM195 189H196V188H195ZM195 189H194V190H195ZM219 189H220V188H219ZM250 189H251V188H250ZM259 189H260V188H259ZM261 189H263V188H261ZM3 190H4V188H3ZM8 190L11 191V189H8ZM16 190H17V189H16ZM30 190H31V189L29 188V191H30ZM33 190H35V189H33ZM44 190H45V189H44ZM51 190H52V188H51ZM67 190H68V189H67ZM73 190H74V189H73ZM73 190H72V192H73ZM84 190H85V189H84ZM90 190H91V189H90ZM101 190H102V189H101ZM116 190H117V189H116ZM130 190H131V189H130ZM149 190H150V189H149ZM153 190H154V189H153ZM166 190H167V189L164 188L163 191H166ZM169 190H168V191H169ZM189 190H190V189H189ZM223 190H224V188H223ZM228 190H229V189H228ZM241 190H240V191H241ZM253 190H254V189H253ZM256 190H257V189H255V191H256ZM13 191H15V190H13ZM19 191L21 192L22 189L19 190ZM26 191H27V189H26ZM37 191H38V190H37ZM41 191H42V190H41ZM41 191H40V192H41ZM48 191H49V190H47V192H48ZM77 191H79V190H77ZM91 191H92V190H91ZM91 191H90V193H91ZM94 191H93V192H94ZM117 191H118V190H117ZM127 191H128V190H127ZM150 191H151V190H150ZM179 191H180V190H179ZM214 191H215V190H214ZM217 191L219 192V190H217ZM235 191H236V190H235V188H234V192H235ZM246 191H249V190H246ZM257 191H258V190H257ZM7 192L10 193L9 191H7ZM53 192H54V193H57V192H55V190H54ZM58 192H59V190H58ZM68 192H69V191H68ZM95 192H96V191H95ZM122 192H123V191H122ZM122 192H120V195H121ZM131 192H132V191H131ZM140 192H141V190H140ZM143 192H144V191H143ZM174 192H176V191H174ZM190 192H191V191H190ZM202 192H203V189H202ZM207 192H208V191H207ZM258 192H259V191H258ZM5 193H6V191H5ZM50 193H52V192H50ZM61 193H62V191H61ZM76 193H77V195H78V192H76ZM84 193H85V192H84ZM87 193H88V192H87ZM101 193H102V192H101ZM135 193H136V192H135ZM138 193H139V191H138L136 194H138ZM152 193H153V192H152ZM160 193H161V192L159 191V194H160ZM167 193L170 194V191L167 192ZM181 193H182V192H181ZM187 193H188V192H187ZM196 193H198V192H196ZM221 193H222V192H221ZM247 193H248V192H246V194H247ZM260 193H261V191L259 192V195H260ZM14 194H17V192H15ZM26 194H27V193H26ZM28 194H29V192H28ZM39 194H40V193L38 192V195H39ZM41 194H42V193H41ZM69 194H70V193H69ZM103 194H104V193H103ZM103 194H102V195H103ZM116 194H117V193H116ZM161 194H162V193H161ZM161 194H160V195H161ZM179 194H180V193H179ZM191 194H192V193H191ZM222 194H224V192H223ZM228 194H229V193H228ZM238 194H239V193H238ZM243 194H244V193H243ZM253 194H254V193H253ZM5 195L7 196V194H5ZM35 195H36V194H35ZM35 195H34V199H35ZM52 195H53V194H52ZM63 195H64V194H63ZM88 195H89V194H88ZM140 195H141V194H140ZM149 195H151V194H149ZM196 195H197V194H196ZM198 195H199V193H198ZM198 195H197V196H198ZM200 195H201V194H200ZM209 195H210V193H209ZM209 195H208V196H209ZM216 195L218 196V193H217ZM220 195H221V194H220ZM220 195H219V196H220ZM229 195H230V194H229ZM231 195H233V194H231ZM235 195H237V194H235ZM235 195H233V196H235ZM239 195H240V194H239ZM262 195H263V194H262ZM2 196H3V195H2ZM13 196H14V195H13ZM72 196H73V197H71V196L69 195L68 197L73 198V200H74V197H75V196H74V195H72ZM90 196H91V195H90ZM162 196H163V195H162ZM188 196H190V193H189ZM188 196H187V197H188ZM191 196H192V195H191ZM191 196H190V198H191ZM203 196H204V195H203ZM210 196H211V195H210ZM210 196H209V197H210ZM223 196H224V195H223ZM233 196H232V197H233ZM237 196H238V195H237ZM244 196H245V195H244ZM248 196H249V198H250L251 195L249 194ZM248 196H247L246 199H248ZM253 196H256V195H253ZM257 196H258V195H257ZM257 196H256V197H257ZM21 197H22V196H21ZM21 197H20V198H21ZM26 197H28V196H26ZM26 197H25V199H27ZM61 197H62V196H61ZM78 197H80V196H78ZM78 197H77V198H78ZM92 197H93V195H92ZM92 197H91V198H92ZM102 197H104V196H102ZM102 197H101V198L98 197L99 200L102 199ZM122 197H123V196H122ZM124 197H125V196H124ZM153 197H155V196H153ZM167 197H168V196H167ZM179 197H181V195H180ZM179 197H178V198H179ZM211 197H212V196H211ZM262 197H263V196H262ZM262 197H261V198H262ZM0 198H1V197H0ZM5 198H7V197H5ZM8 198H9V200H11V202H12V200H14V199H12V198L10 199V195H9ZM29 198H30V197H29ZM46 198H47V197H46ZM77 198H76V199H77ZM80 198H81V197H80ZM80 198H78V200H79ZM89 198H90V197H89ZM136 198H137V197H136ZM145 198H146V194H145ZM196 198H197V197H196ZM213 198H214V197H213ZM233 198H234V197H233ZM239 198H241V195H240ZM258 198H259V197H258ZM258 198H257V199H258ZM263 198H264V197H263ZM22 199H23V198H22ZM44 199H45V198H44ZM56 199H57V198H56ZM56 199H55V200H56ZM94 199H96V195H95ZM118 199H119V198H118ZM123 199H124V198H123ZM127 199H128V197L126 198V200H127ZM131 199H132V198H131ZM133 199H134V196H133ZM140 199H141V197H140ZM147 199H149V197H148ZM179 199H180V198H179ZM179 199L176 198V200H179ZM255 199H256V198H255ZM257 199H256V200H257ZM35 200H36V202L34 201V202H35L34 205L37 203V198H36ZM42 200H43V198H42ZM59 200H60V199H59ZM71 200H72V199H71ZM83 200H84V199H82L81 201L83 202ZM88 200H89V199H88ZM126 200H125V201H126ZM145 200H146V199H145ZM158 200H159V199H158ZM158 200H157V201H158ZM162 200H163V199H162ZM185 200H186V199H185ZM194 200H195V199H194ZM261 200H262V199H261ZM6 201H7V200H6ZM44 201H45V200H44ZM56 201H57V200H56ZM69 201H70V199L68 200V202H69ZM84 201H85V200H84ZM102 201L104 202V200H102ZM102 201H101V202H102ZM119 201H120V200H118V202H119ZM135 201H136V200H135ZM147 201H148V200H146L145 203H147ZM155 201H156V199H155ZM157 201H156V203H157ZM159 201H160V200H159ZM170 201H171V200H170ZM172 201H173V200H172ZM204 201H205V200H204ZM204 201H203V203H204ZM209 201H210V200H209ZM213 201H215V200H213ZM244 201H245V200H244ZM254 201H255V200H254ZM257 201H258V200H257ZM262 201H263V200H262ZM13 202H14V201H13ZM21 202H22V201H21ZM23 202H24V201H23ZM23 202H22V203H23ZM38 202H39V201H38ZM41 202H42V201H41ZM71 202H72V201H71ZM103 202H102V203H103ZM130 202H131V201H130ZM132 202H133V200H132ZM140 202H141V201H139L138 203L141 204ZM148 202H150V201H148ZM151 202H152V204H154L153 201H151ZM167 202H168V201H167ZM174 202H175V200H174ZM176 202H178V201H176ZM210 202H212V201H210ZM210 202H208V204H211ZM215 202H216V201H215ZM218 202H219V200L217 201V203H218ZM236 202H238V201H236ZM259 202H260V200H259ZM263 202H264V201H263ZM6 203H7V202H6ZM32 203H33V202H32ZM32 203H30V204H32ZM49 203H50V202H49ZM83 203H84V202H83ZM86 203H87V202H86ZM86 203H85V204H86ZM88 203H90V202H88ZM120 203H121V201H120ZM170 203H172V202H170ZM186 203H187V202H186ZM190 203H191V202H190ZM190 203L188 202L187 205L190 206ZM206 203H207V201H206ZM212 203H213V202H212ZM217 203H216V204H217ZM8 204H11V203L8 202ZM20 204H21V203H20ZM28 204H29V203H28ZM38 204H39V203H38ZM41 204H42V203H41ZM46 204H47V203H46ZM57 204H58V203H57ZM78 204H79V203H78ZM93 204H94V203H93ZM93 204H92V208H93ZM99 204H100V202H99ZM99 204H97V205H99ZM105 204H106V203H105ZM121 204H122V203H121ZM124 204H125V203H124ZM127 204H128V203H127ZM134 204H137V202H134ZM158 204H159V203H158ZM158 204H156V205H158ZM166 204H167V203H166ZM174 204H176V203H174ZM208 204H207V206H208ZM219 204H220V203H219ZM25 205H27L26 200H25V204H24V206H25ZM48 205H49V204H48ZM54 205H55V204H54ZM69 205H70V204H69ZM74 205H75V204H74ZM76 205H77V204H76ZM76 205H75V206H76ZM97 205H96V208H98ZM103 205H104V204H103ZM103 205H99V206L104 207ZM108 205H111V204H108ZM108 205H107V206H108ZM115 205H118V204H115ZM115 205H114V206H115ZM122 205H123V204H122ZM122 205H121V206H122ZM147 205H148V204H147ZM150 205H151V204H150ZM156 205H155V206H156ZM197 205H198V204H197ZM201 205H202V204H201ZM217 205H218V204H217ZM217 205H216V206H217ZM233 205H234V204H233ZM243 205H244V204H243ZM251 205L254 206V205H256V204H253V202H251ZM263 205H264V203H263ZM32 206H33V204H32ZM43 206H44V205H43ZM111 206H113V205H111ZM119 206H120V204H119ZM131 206H132V204H131ZM136 206H137V205H136ZM139 206H140V205H139ZM155 206H154V207H155ZM167 206H169V205H167ZM170 206H171V204H170ZM180 206H182V205H180ZM180 206H179V207H180ZM184 206H185V204H184ZM189 206H187V207L189 208ZM192 206H193V205H192ZM195 206H196V205H195ZM195 206H194V208H195ZM220 206H221V204H220ZM220 206H219V207H220ZM240 206H241V204H240ZM3 207H5V206H3ZM29 207H30V206H29ZM50 207H51V206H50ZM61 207H62V206H61ZM72 207H74V206H72ZM89 207H91L90 204H89ZM128 207H129V206H128ZM147 207H148V206H147ZM147 207H146V209H147ZM151 207H153V206H151ZM154 207H153V208H154ZM173 207H174V205H173ZM176 207L178 208V206H176ZM198 207H199V206H198ZM202 207H203V205L201 206V210H202ZM217 207H218V206H217ZM219 207H218V208H219ZM223 207H224V206H223ZM235 207H236V206H235ZM235 207H234V208H235ZM257 207H258V205L256 206V208H257ZM5 208H6V207H5ZM68 208H70V207L68 206ZM96 208H95V209H96ZM114 208L116 209V207H114ZM117 208H118V206H117ZM129 208H130V207H129ZM156 208H157V207H156ZM156 208H154V211H153L154 213H155V209H156ZM163 208H164V207H163ZM171 208H172V206H171ZM182 208H183V207H182ZM191 208H192V207H191ZM221 208H222V207H221ZM221 208H220V209H221ZM228 208H229V207H228ZM239 208H240V207H239ZM252 208H253V207H251V209H252ZM27 209H28V207H27ZM40 209H42V208H40ZM51 209H52V207H51ZM60 209H61V208H60ZM71 209H72V208H71ZM71 209H70V210H71ZM74 209H76V207H75ZM89 209H90V208H89ZM109 209H110V212H111V207H110ZM109 209H108V210H109ZM134 209H135V206H134ZM136 209H137V208H136ZM164 209H165V208H164ZM183 209H187V208H183ZM189 209H190V208H189ZM204 209H205V208H204ZM209 209H210V208H209ZM214 209H215V207L213 208V210H214ZM220 209H219V210H220ZM223 209H224V208H223ZM223 209H222V210H223ZM232 209H233V208H232ZM240 209H241V213H242V214H243L244 212H245V214H246V211L243 212V211H242V208H240ZM240 209H239V210H240ZM253 209H254V211L256 210L255 207H254ZM260 209H263V206H262ZM260 209H259V210H260ZM2 210H3V208H2ZM4 210H5V209H4ZM8 210H9V209H8ZM30 210H31V209H30ZM34 210H35V209H34ZM42 210H43V209H42ZM42 210H41V211L39 210L40 213H42ZM67 210H68V209H67ZM96 210H98V209H96ZM99 210H100V209H99ZM112 210H113V208H112ZM121 210H122V209H121ZM127 210H128V209H127ZM170 210H171V209H170ZM175 210H176V209H175ZM187 210H188V209H187ZM15 211H16V210H15ZM18 211H19V208H18ZM22 211H23V210H22ZM35 211H36V210H35ZM35 211H34V212H35ZM63 211H64V210H63ZM76 211H77V209H76ZM105 211H106V210H105ZM115 211H117V210H115ZM124 211H126V210L124 209ZM151 211H152V209H151ZM184 211H185V210H184ZM197 211H198V210H197ZM199 211H200V210H199ZM199 211H198V213H200ZM206 211H207V210H206ZM228 211H229V210H228ZM251 211H253V210H251ZM260 211H261V210H260ZM5 212H6V210H5ZM66 212H67V211H66ZM71 212H72V211H71ZM79 212H80V211H79ZM81 212H82V211H81ZM88 212H89V210H88ZM88 212H87V214H88ZM91 212L93 213V211H91ZM91 212H90V214H92ZM101 212H102V211H101ZM107 212H108V211H107ZM118 212H119V211H118ZM121 212H122V211H121ZM121 212H120V213H121ZM162 212H163V210H162ZM171 212L176 213L174 210L171 211ZM182 212H183V211H182ZM211 212L213 213V211H211ZM214 212H215V210H214ZM218 212H219V211H218ZM221 212H222V211H221ZM221 212H219V213H221ZM225 212H226V209H225ZM257 212H258V211H257ZM2 213H3V212H2ZM13 213H14V212H13ZM52 213H53V212H52ZM67 213H68V212H67ZM67 213H66V214H67ZM69 213H70V212H69ZM76 213H78V212H76ZM82 213H83V216H84V218H85V216H87V215H84V212H82ZM82 213H81V215H82ZM114 213H116V212H114ZM114 213H113V214H114ZM123 213H124V212H123ZM128 213L130 214V211H129ZM165 213H168V211L165 210ZM186 213H188V211H187ZM203 213H204V212H203ZM258 213H259V212H258ZM261 213H264V211L261 212ZM6 214H8V213H6ZM6 214H4V215H6ZM16 214H17V213H16ZM121 214H122V213H121ZM163 214H164V213H163ZM169 214H170V213H169ZM180 214H181V213H180ZM184 214H185V213H184ZM213 214H215V213H213ZM226 214H227V213H226ZM254 214L256 215V211H255ZM0 215H1V214H0ZM9 215H10V214H9ZM9 215H8V216H9ZM26 215H27V214H26ZM51 215H52V214H51ZM74 215H75V214H74ZM97 215H98V213H97ZM99 215H100V214H99ZM101 215H102V213H101ZM104 215H105V213L103 214V216H104ZM145 215H146V214H145ZM145 215H144V218H145ZM150 215H151V212H150ZM154 215H155V214H154ZM165 215H167V214H165ZM165 215H164V217H165ZM186 215H187V214H186ZM193 215H194V214H193ZM238 215H239V212H238ZM257 215H258V214H257ZM261 215H262V214H261ZM59 216H60V215H59ZM75 216L79 217V214H78V215H75ZM75 216H74V217H75ZM94 216H95V217H98V216H96V213H95ZM105 216H106V215H105ZM105 216L103 217V219L105 218ZM117 216H118V215H117ZM120 216H121V215H120ZM131 216L134 217V215H131ZM157 216H158V215H157ZM162 216H163V215H162ZM162 216H161V217H162ZM177 216H178V215H177ZM180 216H181V215H180ZM187 216H188V215H187ZM187 216H186V217H187ZM189 216H190V215H189ZM201 216H202V214H201ZM219 216H220V215H219ZM225 216H226V215H225ZM235 216H236V213H235ZM239 216H242V215H239ZM0 217H3V216H0ZM12 217H13V215H12ZM39 217H40V216H39ZM44 217H45V216H44ZM44 217H41L40 219L43 220L44 223H46V222H47V218H49V217L46 218V222H45V220H44ZM81 217H82V216H81ZM88 217H90V216H88ZM95 217L92 218L91 220H93V219L95 220V219H96ZM122 217H123V216H122ZM128 217H130V216H128ZM135 217H136V216H135ZM148 217H149V216H148ZM152 217H153V214H152L151 218H152ZM158 217H159V216H158ZM158 217H157V218H158ZM164 217H162V218H160V219H163ZM170 217H171V215H170ZM172 217H173V216H172ZM193 217H194V216H193ZM195 217H196V213H195ZM212 217H213V215H212ZM215 217H216V216H215ZM215 217H214V219H215ZM217 217H218V216H217ZM222 217H223V216H222ZM222 217H221V218H222ZM258 217H259V216H258ZM17 218H19V217H17ZM17 218H16V219H17ZM27 218H28V217H27ZM42 218H43V219H42ZM57 218H58V217H57ZM57 218L55 217V219H57ZM59 218H60V217H59ZM99 218H100V217H99ZM124 218H126V217H123L122 219H124ZM166 218H167V216H166ZM168 218H169V217H168ZM175 218H176V217H175ZM197 218H198V217H197ZM245 218H246V217H245ZM11 219H12V218H11ZM82 219H83V217L81 218V220H82ZM87 219H88V218H87ZM105 219H106V218H105ZM105 219H104V220H105ZM114 219H115V217H114ZM128 219H129V221H130V218H128ZM131 219L133 220L132 217H131ZM172 219H174V218H172ZM185 219H186V218H184V220H185ZM190 219H191V218H190ZM190 219H188V220H190ZM195 219H196V218H195ZM195 219H193V220H195ZM198 219H200V218H198ZM198 219H197V220H198ZM240 219H241V218H240ZM240 219H239V220H240ZM12 220H13V219H12ZM12 220H11V221H12ZM51 220H52V219H51ZM77 220H78V219H77ZM83 220H84V219H83ZM94 220H93V221H94ZM97 220H98V219H97ZM100 220L103 221L102 219H100ZM112 220H113V219H112ZM132 220H131V221H132ZM142 220H143V219H142ZM155 220H156V219H155ZM164 220H165V219L162 220V223H163ZM178 220H179V218H178ZM178 220H177V221H178ZM182 220H183V219H182ZM191 220H192V219H191ZM211 220H212V219H211ZM222 220H223V219H222ZM222 220H221L220 223H223V222H224V221H222ZM224 220H225V219H224ZM232 220H233V219L231 218V221H232ZM236 220H237V219H236ZM257 220H258V218H257ZM32 221H33V220H32ZM35 221L37 222V218H36ZM43 221H42V222H43ZM63 221H65V220H63ZM78 221H79V220H78ZM78 221H76L77 224H75V222H73V221H72V223H74L75 225H78V226H79ZM89 221H90V220H88V222H89ZM107 221H108V220H107ZM107 221H106V222H107ZM120 221H121V220H120ZM126 221H127V220H126ZM159 221H160V220H159ZM167 221H168V219H167ZM172 221L174 222V220H172ZM179 221H180V220H179ZM199 221H200V220H199ZM202 221H203V219H202ZM213 221H214V220H213ZM213 221H212V224H213ZM259 221L261 222V220H259ZM18 222H19V221H18ZM26 222H27V221H26ZM39 222H40V221H38V223H39ZM56 222H57V221H56ZM56 222H55V223H56ZM58 222H59V221H58ZM58 222H57V223H58ZM85 222H86V221H85ZM88 222H87V223H88ZM113 222H114V221H113ZM150 222H151V221H150ZM153 222H154V221H153ZM153 222H152V225H153ZM164 222H165V221H164ZM192 222H193V221H192ZM192 222L189 221V224L192 223ZM194 222L196 223V221H194ZM205 222H206V220H205ZM217 222H218V220H217ZM225 222H226V221H225ZM232 222H233V221H232ZM237 222H238V220H237ZM248 222H249V221H248ZM252 222H253V221H252ZM12 223H13V222H12ZM12 223H10V224H12ZM19 223H20V222H19ZM28 223H29V222H28ZM44 223H43V225H44ZM61 223H62V221H61ZM90 223H91V222H90ZM99 223H100V222H99ZM111 223H112V222H111ZM119 223H120V222H119ZM119 223H118V224H119ZM123 223H124V222H123ZM123 223H122V225H123ZM126 223H127V222H126ZM132 223H133V224H132V227H133V226H134V222H132ZM139 223H140V222H139ZM139 223H137V224L139 225ZM148 223H149V221H148ZM158 223H160V222H158ZM174 223H175V222H174ZM184 223H185V222H184ZM210 223H211V222H210ZM239 223H240V222H239ZM31 224H32V223H30V225H31ZM48 224H49V223H48ZM59 224H60V223L57 224V227L59 226ZM65 224L67 225L68 230H70V228L74 226V225L71 226V225H70L71 223L69 224L68 222H67V223L65 222L64 225H65ZM68 224H69V225H68ZM82 224H83V223H82ZM189 224H187V225H189ZM206 224H207V223H206ZM227 224H228V223H227ZM260 224H261V223H260ZM35 225H36V224H35ZM37 225H39V224H37ZM37 225H36V226H37ZM43 225H41V226H43ZM45 225H46V224H45ZM110 225H112V224H109V226H110ZM114 225H115V224H114ZM114 225H113V226H114ZM116 225H117V224H116ZM120 225H121V224H120ZM122 225H121V226H122ZM127 225H129V228L131 227L130 224H127ZM143 225H144V226H143L142 228L144 229V227L147 226L148 224H147V225L143 224ZM149 225H150V223H149ZM149 225H148V226H149ZM161 225H162V224H160V226H161ZM163 225H164V224H163ZM163 225H162V226H163ZM168 225H170V224H168ZM193 225H194V224H193ZM201 225H202V227H203L202 222H201ZM201 225H200V227H201ZM210 225H211V224H209L208 226H210ZM219 225H221V224L218 223V225H216L215 227L212 226V225H211L210 227L213 228V229H216L217 226H218L219 228L221 227V226H219ZM230 225H232V224H230ZM236 225H237V223H236ZM250 225H251V224H250ZM254 225H255V224H254ZM39 226H40V225H39ZM70 226H71V227H70ZM89 226H90V225H89ZM89 226H87V227H89ZM124 226H126V224H125ZM148 226H147V227H148ZM160 226H159V224H158V227H160ZM162 226H161V228H162ZM183 226H184V224H183ZM194 226H195V225H194ZM247 226H248V225H247ZM256 226H257V224H256ZM256 226L253 227V228L255 229ZM18 227H19V226H18ZM23 227H24V226H23ZM28 227H29V226H28ZM28 227H27V228H28ZM43 227L45 228V226H43ZM49 227H51V226H49ZM49 227H48L47 229H49ZM53 227H54V226H53ZM57 227H56V228H57ZM61 227H62V226H61ZM64 227H66V226H64ZM91 227H92V226H91ZM100 227H101V226H100ZM100 227H99V228H100ZM135 227H136V226H135ZM152 227H153V226H152ZM156 227H157V225H156ZM186 227H187V226H186ZM202 227H201V228H202ZM206 227H207V226H206ZM226 227H227V226H226ZM236 227H238V226H235V228H236ZM2 228H3V227H2ZM19 228H20V227H19ZM29 228H30V227H29ZM59 228H60V227H59ZM59 228L56 229V230H57V231H56V238H57V232H58ZM89 228H90V227H89ZM92 228H93V227H92ZM97 228H98V227H96V229H97ZM105 228H106V227H105ZM127 228H128V227H126V230H127ZM148 228H149V227H148ZM161 228H158V229H161ZM166 228H169V227H166V223H165V227H164L163 230H166ZM183 228H184V227H183ZM208 228H209V227H208ZM253 228H250V226H249V229H252V230H253ZM6 229H7V228H6ZM34 229H35V228H34ZM34 229L31 230L32 233H34V232H33ZM36 229H37V228H36ZM45 229H46V228H45ZM60 229L63 231L62 228H60ZM64 229H65V228H64ZM73 229H74V228H73ZM83 229H84V228H83ZM103 229H104V228H103ZM103 229H101V230H103ZM106 229H107V228H106ZM120 229H121V227H120ZM122 229L124 230V228H122ZM138 229H141V228H138V227H137V229L135 228V230H137V232H139ZM170 229H171V228H170ZM170 229H169V230L167 229L166 232L170 231ZM192 229H193V228H192ZM192 229H191V230H192ZM197 229L200 230V229H199V226L197 227ZM217 229H218V228H217ZM226 229H227V228H226ZM54 230H55V229H53L52 231H54ZM68 230H67V228H66V231H68ZM77 230H78V228H77ZM88 230H89V229H88ZM107 230H109V228H108ZM107 230H106V231H107ZM135 230H134V232H135ZM155 230H156V228H155ZM187 230H188V229H187ZM187 230H186V231H187ZM246 230H247V233H248V229H246ZM10 231H11V230H10ZM17 231H18V230H17ZM47 231H50V232H51V229H49V230H47ZM47 231H46V232H47ZM95 231H96V230H94L93 232H95ZM99 231H100V230H99ZM118 231H119V229H118ZM127 231H128V230H127ZM145 231H147V230H145ZM151 231H152V230H151ZM153 231H154V230H153ZM186 231H185V232H186ZM189 231H190V230H189ZM195 231H196V230H195ZM195 231H194V232H195ZM202 231H203V230H202ZM214 231H215V230H214ZM226 231H227V230H226ZM233 231L235 232V230H233ZM253 231H254V230H253ZM253 231H252V232H253ZM11 232H12V231H11ZM13 232H14V230H13ZM35 232H36V231H35ZM39 232H40V231H39ZM59 232H60V230H59ZM74 232H75V229H74ZM76 232H77V231H76ZM76 232H75V234H76ZM85 232H86V231H85ZM93 232H92V238H93ZM104 232H105V230H104ZM104 232H103V235H104ZM109 232H111V231H109ZM115 232H116V231H115ZM122 232H123V231H122ZM124 232H125V231H124ZM124 232H123V233H124ZM128 232L130 233V230H129ZM128 232H126V233L128 234ZM187 232H188V231H187ZM212 232H213V231H212ZM219 232H222V230L219 231ZM250 232H251V230H250ZM24 233H25V232H24ZM70 233H71V232H70ZM105 233H106V232H105ZM126 233H125V235H126ZM154 233H155V232H154ZM162 233H163V232H162ZM162 233H161V235H162ZM171 233H172V232H171ZM173 233L175 234V232H173ZM189 233H190V232H189ZM198 233H199V232H198ZM204 233H205V232H204ZM204 233H203V234H204ZM224 233H225V231H224ZM224 233H223V234H224ZM232 233H233V232H232ZM232 233H231V231H230L229 235L232 234ZM245 233H246V232H245ZM1 234H2V233H1ZM35 234H36V233H35ZM58 234H59V233H58ZM60 234H61V233H60ZM82 234H83V233H82ZM110 234H111V233H110ZM134 234H136V233H134ZM134 234H133V235H134ZM193 234H195V233H193ZM193 234H192V235H193ZM207 234L209 235L210 233H207ZM7 235H8V234H7ZM13 235H14V234H13ZM21 235H22V234H21ZM53 235H54V233H53ZM64 235H65V234H64ZM66 235H67V234H66ZM71 235H72V233H71ZM76 235H77V234H76ZM107 235H108V234H107ZM142 235L144 236L143 233H142ZM151 235H152V233H151ZM163 235H164V234H163ZM185 235H186V234H185ZM192 235H191V236H192ZM24 236H26V235H24ZM33 236H34V234H33ZM35 236H36V235H35ZM39 236H40V235H39ZM47 236H48V234H47ZM47 236H46V237H47ZM54 236H55V235H54ZM61 236L63 237V234H61ZM74 236H75V235H74ZM74 236H73V237H74ZM96 236H97V234H96ZM101 236H102V235H101ZM105 236H106V234H105ZM109 236H110V235H109ZM117 236H118V235H117ZM129 236H130V235H129ZM129 236L127 235V237H125V238L127 239ZM156 236H157V235H156ZM168 236H169V235H168ZM168 236H166V238H167ZM196 236H197V235H196ZM196 236H195V237H196ZM199 236L201 237V235H199ZM199 236H198V237H199ZM224 236H225V235H224ZM244 236H245V235H244ZM2 237H3V236H2ZM50 237H51V235H50ZM50 237H48V238L50 239ZM65 237H66V236H65ZM85 237H86V236H85ZM115 237H116V236H114V238H115ZM134 237H135V236H133V238H134ZM137 237H138V236H137ZM137 237H136V238H137ZM141 237H142V236H141ZM141 237H139V238H141ZM151 237H154V236H151ZM151 237H149L148 239L151 240ZM164 237H165V236H164ZM164 237L162 236L163 239H164ZM170 237H171V236H170ZM183 237H184V236H183ZM200 237H199V238H200ZM211 237H213V236H211ZM215 237L218 238V235L215 236ZM227 237H228L229 240H230V237H229L228 235H227ZM242 237H243V236H242ZM245 237L248 238V240H249V237H250V236L247 235V236H245ZM254 237H256V235H254ZM15 238H16V237H15ZM17 238H19V237L17 236ZM27 238H28V237H27ZM30 238H31V237H30ZM37 238H38V236H37ZM37 238H36V239H37ZM42 238H43V237H42ZM44 238H45V236H44ZM52 238H53V237H52ZM54 238H55V237H54ZM87 238H88V235H87ZM94 238H95V237H94ZM116 238H117V237H116ZM116 238H115V239H116ZM130 238H131V237H130ZM130 238H129V239H130ZM155 238H156V237H155ZM166 238H165V239H166ZM189 238H190V236H189ZM201 238H202V237H201ZM224 238L226 239V237H224ZM259 238H260V237H259ZM12 239H13V238H12ZM36 239H35V240H36ZM95 239H97V237H96ZM98 239H99V238H98ZM106 239H107V238H105V242H106ZM108 239H109V238H108ZM110 239H111V238H110ZM142 239H143V238H142ZM157 239H158V238H157ZM165 239H164V241H165ZM171 239H172V238H170V240H171ZM174 239H175V238H174ZM183 239H184V238H183ZM206 239H207V237H206ZM211 239H212V238H211ZM218 239H219V238H218ZM238 239H239V238H238ZM257 239H258V238H257ZM22 240H23V238H22ZM28 240H29V238L27 239V242H28ZM45 240H46V238H45ZM53 240H55V239H53ZM61 240H63V239L61 238ZM69 240H70V239H69ZM72 240H73V238H72ZM75 240H76V238H75ZM80 240H81V239H80ZM83 240H85V238H84ZM90 240H91V239H90ZM113 240H114V239H113ZM130 240H131V239H130ZM130 240L128 241V239H127L128 242H130ZM136 240H137V239H136ZM146 240H147V239H146ZM155 240H156V239H155ZM172 240H173V239H172ZM196 240H198V244H197V246L200 245V244H199V242H200L199 240H200V239L197 238ZM196 240H195V241H196ZM232 240H233V239H232ZM246 240H247V239H245V241H246ZM262 240H263V239H262ZM0 241H1V239H0ZM5 241H6V240H5ZM12 241H14V240H12ZM42 241H43V240H41L40 242H42ZM73 241H74V240H73ZM91 241H92V240H91ZM95 241H97V240H95ZM102 241H103V240H102V237H101V242H102ZM110 241H111V240H110ZM117 241H118V240H117ZM117 241H116V242H117ZM121 241H122V240L120 239V242H119V243H122ZM127 241H126V242H127ZM139 241H140V243H141L140 246H142V241H141V240H139ZM144 241H145V238H144ZM164 241H163V242H164ZM187 241H189V240H187ZM192 241H193V240H192ZM192 241H191V243H192ZM209 241L211 242L210 239H209ZM251 241H252V240H251ZM9 242H10V241H9ZM17 242H18V241H17ZM40 242H39V243H40ZM45 242H46V241H45ZM47 242H48V241H47ZM51 242H52V240H51ZM53 242H54V241H53ZM57 242L59 243V241H56V243H57ZM81 242H82V241H81ZM89 242H90V241H89ZM89 242H88V245H89ZM98 242H99V241H98ZM126 242H124V244H125ZM137 242H138V241H137ZM137 242H135V244H133V246L136 245ZM145 242H146V241H145ZM158 242H159V241H157L155 244H157ZM166 242H167V241H166ZM166 242H165V243H166ZM173 242H174V240H173ZM193 242H194V241H193ZM207 242H208V241H207ZM213 242H214V241H213ZM218 242H219V240H218ZM255 242H256V239H255ZM39 243H38V245H40ZM69 243H70V242H69ZM84 243H86V241H85ZM84 243H83V244H84ZM91 243H92V242H91ZM94 243H95V242H94ZM96 243H97V242H96ZM149 243L151 244V242H149ZM165 243H164V244H165ZM169 243H170V242H169ZM176 243H178V241H177ZM184 243H185V241H184ZM184 243H183V244H184ZM186 243H187V242H186ZM256 243H257V242H256ZM4 244H5V243H4ZM8 244H9V243H7V246H8ZM49 244H51V243H50V240H49ZM52 244H53V243H52ZM59 244H60V243H59ZM65 244H66V243H65ZM75 244H76V242H75ZM79 244H80V243H79ZM99 244H100V243H99ZM113 244H114V243H113ZM116 244H118V242H117ZM126 244H127V243H126ZM126 244H125V245H126ZM129 244H130V243H129ZM129 244H128V247L130 246ZM143 244H144V242H143ZM145 244H146V243H145ZM150 244H148V245L146 246V248L149 247V246H151ZM159 244H160V242H159ZM159 244H158V246H156V245L154 246L153 243H152V246H151V247H153L152 250H153L154 248H156V247H159V246H160ZM162 244H163V243H161V245H162ZM166 244H168V243H166ZM178 244H179V243H178ZM210 244H211V243H210ZM217 244H219V243H217ZM222 244H223V243H222ZM225 244H226V243H225ZM225 244H224V247H225ZM1 245H2V244H1ZM1 245H0V246H1ZM10 245H11V244H10ZM44 245H45V244H44ZM44 245L41 244L42 247H43ZM70 245H71V244H70ZM70 245H69V247H70ZM93 245H94V244H93ZM93 245H92V247H93ZM104 245H105V244H104ZM118 245L120 246V244H118ZM118 245H117V246H118ZM168 245H170V244H168ZM188 245H189V244H187V246H188ZM190 245H191V244H190ZM193 245H194V243H193ZM202 245H203V244H202ZM202 245H200V246H202ZM19 246H20V243H19ZM19 246H18V247H19ZM34 246H35V245H34ZM52 246H53V245H52ZM56 246H57V244H56ZM76 246H77V245H76ZM79 246H80V245H79ZM79 246H77V247H79ZM97 246H99V245H97ZM137 246H139V245H137ZM140 246H139V247H140ZM187 246H186V247H187ZM200 246H199V247H200ZM205 246H206V245H205ZM215 246H216V245H215ZM215 246H214V247H215ZM217 246H218V245H217ZM233 246L235 247V245H233ZM244 246H245V245H244ZM250 246H253V245H250ZM255 246H256V245H255ZM1 247H4V245H2ZM1 247H0V250L2 249ZM77 247H75V248H77ZM110 247H111V246H110ZM144 247H145V245L142 247V248H143V252L140 251V252H142L141 255H143V253H144V254L146 253V252H144V249H145ZM151 247H150V248H151ZM160 247H161V246H160ZM160 247H159V248H160ZM164 247H165V246H164ZM169 247H171V246H169ZM177 247H178V246H177ZM195 247H196V246H195ZM227 247H228V246H227ZM253 247H254V246H253ZM259 247H260V249L262 248L261 246H259ZM7 248H8V247H6V249H7ZM58 248H60L59 245H58L57 249H58ZM71 248H72V247H71ZM71 248H69V250H71ZM84 248H85V246H84ZM88 248H89V246H88ZM88 248L86 249V251H89ZM96 248H97V247H96ZM96 248H93V250L96 249ZM102 248H104V246L101 247L100 249H102ZM105 248H107V246H106ZM114 248H115V245H114ZM116 248H117V247H116ZM122 248H123V247H122ZM132 248H133V247H132ZM132 248H130V249H132ZM134 248H135V246H134ZM150 248H149V249H150ZM175 248H176V247H175ZM187 248H188V247H187ZM210 248H211V247H210ZM254 248H255V247H254ZM24 249H25V248H24ZM55 249H56V248H54V252H55ZM64 249H65V248H64ZM91 249H92V248H91V246H90V250H91ZM117 249H120V248H117ZM123 249H124V248H123ZM125 249H126V248H125ZM135 249H136V248H135ZM166 249H167V247H166ZM166 249H164V250L166 251ZM173 249H174V248H173ZM191 249H192V246H191ZM191 249H190V251H191ZM204 249H205V248H204ZM221 249H222V248H221ZM229 249H230V248H229ZM18 250H19V249H18ZM52 250H53V249H52ZM52 250H51V251H52ZM65 250H66V249H65ZM65 250H64V251H65ZM74 250H75V249H74ZM74 250H73V251H74ZM78 250H79V249H78ZM109 250H111V249L109 248ZM136 250H137V249H136ZM164 250H163V251H164ZM169 250H171V249L169 248ZM182 250H183V249H182V246H181V250H180V251L182 252ZM185 250H186V248H185ZM185 250H184V252H185ZM193 250H195V251H193ZM198 250H200V249H198V247H197L196 249L194 248V249H192V251H193L192 253H194V252H196V251H198ZM218 250H219V249H218ZM245 250H246V249H245ZM262 250H263V248H262ZM25 251H26V250H25ZM36 251H37V250H36ZM36 251H35V252H36ZM67 251H68V250H67ZM91 251H92V250H91ZM102 251H104V250H102ZM102 251H101V252H102ZM106 251H107V250H106ZM111 251H112V250H111ZM124 251H125V250H123L122 252H124ZM132 251H135V250L132 249ZM132 251H131V252H132ZM165 251H164V252H165ZM190 251H189V252H190ZM219 251L222 252L221 250H219ZM225 251H226V250H225ZM234 251H235V250H234ZM234 251H233V252H234ZM237 251H238V250H237ZM237 251H236V253H237ZM241 251H242V250H241ZM256 251H257V250H256ZM263 251H264V250H263ZM40 252H41V251H40ZM45 252H46V251H44V253H45ZM68 252H69V251H68ZM68 252H67V253H68ZM75 252H76V251H75ZM75 252H74V253H75ZM104 252H105V251H104ZM114 252H115V251H114ZM117 252H118V253L120 252V255H118V257L122 255V254H121V249H120V251H117ZM131 252H130V253H131ZM153 252H155V251H153ZM170 252H171V251H170ZM170 252H169V253H170ZM215 252H216V251H215ZM230 252H231V251H230ZM19 253L21 254V252H19ZM19 253H18V254H19ZM22 253H23V249H22ZM74 253H72V254H74ZM78 253H79V251H78ZM83 253H84V252H83ZM128 253H129V252H128ZM132 253H133V252H132ZM132 253H131V254H132ZM136 253H139V252L135 251L134 254H136ZM150 253H152V252H150ZM150 253H147V256H148L149 259H150V258L153 259V257H149V256L151 255ZM155 253H156L155 256H157L158 252H155ZM159 253H160V252H159ZM166 253H167V252H166ZM169 253H168V255H170ZM207 253L209 254V252H207ZM225 253H226V252H225ZM239 253H240V252H238V254H239ZM2 254H3V251H2ZM7 254H8V253H7ZM10 254H11V253H10ZM10 254H9V255H10ZM24 254H25V253H24ZM51 254H52V253H51ZM54 254H55V253H54ZM54 254H53V255H54ZM56 254H57V253H56ZM63 254H64V252H63ZM63 254H62V255H63ZM70 254H71V253H70ZM70 254H69V255H70ZM72 254H71V255H72ZM85 254H86V253H85ZM89 254H90V253H89ZM99 254H100V252H99ZM112 254H113V253H112ZM115 254H116V253H114V256H115ZM134 254H133L131 257L134 258V257L137 256V254H136V256H135ZM164 254H165V253H164ZM173 254H174V252H173ZM173 254H171V255L173 256ZM196 254H198V252H197ZM205 254H206V253H205ZM212 254H214V252H213ZM212 254H211V256H212ZM215 254H216V253H215ZM234 254H235V252H234ZM234 254H233V255H234ZM0 255H1V253H0ZM3 255H4V254H3ZM14 255H15V254L10 255V256L13 257ZM34 255L36 256V254H34ZM67 255H68V254H67ZM67 255H64V256H67ZM90 255H91V254H90ZM95 255H96V254H95ZM97 255H98V254H97ZM138 255H139V254H138ZM141 255H140V256H141ZM165 255H166V254H165ZM179 255H180V254H179ZM184 255H187V254L185 253ZM231 255H232V253H230V256H231ZM256 255H257V254H256ZM258 255H259V254H258ZM19 256H20V255H19ZM29 256H30V255H29ZM42 256H43V255H42ZM44 256H45V255H44ZM72 256H74V255H72ZM77 256H78V254H77ZM103 256H104V253H103ZM105 256H106V255H105ZM159 256H160V255H159ZM177 256H178V255H177ZM177 256H176V257H177ZM193 256H194V255H193ZM196 256H199V255H196ZM196 256H195V257H196ZM206 256H207V254H206ZM206 256H205V257H206ZM208 256H210V255H208ZM214 256H215V255H214ZM214 256H213V257H214ZM230 256H229V257H230ZM238 256H239V255H238ZM4 257H5V256H4ZM8 257H9V256H8ZM21 257H22L24 260H26V259H25L26 256L23 257V255H22ZM21 257H20V258H21ZM39 257H40V256H39ZM46 257H47V252H46ZM74 257H75V256H74ZM74 257H73V258H74ZM82 257H83V256H82ZM84 257L87 258V256H84ZM89 257H90V256H89ZM93 257H94V256H93ZM93 257H92V258H93ZM98 257H99V255H98ZM128 257H130V256H128ZM128 257H127V260H128ZM131 257H130V258H131ZM141 257H143V256H141ZM144 257H145V256H144ZM157 257H158V256H157ZM173 257H174V256H173ZM190 257H192L191 253H190ZM221 257L224 258V256H221ZM255 257H256V256H255ZM258 257H259V256H257V258H258ZM6 258H7V256L5 257V259H4V258H3V259L6 260ZM15 258H16V257H15ZM22 258H21V259H22ZM29 258H30V257H29ZM40 258H41V257H40ZM48 258H50V257H48ZM53 258H54V257H53ZM53 258H52V259H53ZM66 258H67V257H66ZM69 258H70V256H69ZM69 258H68V259H69ZM96 258H97V256H96ZM113 258H114V257H113ZM116 258H117V257H116ZM116 258H115V259H116ZM137 258H138V257H137ZM159 258H160V257H159ZM161 258H162V256H161ZM179 258H180V256H179ZM179 258H178V259H179ZM206 258H207V257H206ZM217 258H219V257H217ZM227 258H228V256H227ZM227 258H226V259H227ZM237 258H238V257H237ZM7 259H8V258H7ZM23 259H22L21 261H23ZM42 259H45V258L42 257V258H41V261H42ZM54 259H55V258H54ZM74 259H75V258H74ZM74 259H72V260H74ZM79 259H80V258H79ZM83 259H84V258H83ZM83 259H82V260H83ZM109 259H110V258H109ZM135 259H136V258H135ZM135 259H134V260H135ZM152 259H150V260H152ZM154 259H155V257H154ZM154 259H153V260H154ZM156 259H158V258H156ZM156 259H155V260H156ZM162 259H163V258H162ZM186 259H187V257H186ZM191 259H192V258H191ZM234 259H235V258H234ZM249 259H250V258H249ZM15 260H16V259H15ZM27 260H28V259H27ZM33 260H34V259H33ZM48 260H49V259H48ZM50 260H51V259H50ZM77 260H78V259H77ZM127 260H126V261H127ZM134 260H132V262H133ZM136 260H137V259H136ZM146 260H147V259H146ZM153 260H152V261H153ZM167 260H168V259H167ZM172 260H173V259H172ZM180 260H181V259H180ZM187 260H188V259H187ZM195 260H196V259H194L193 261H195ZM202 260H204V259H202ZM202 260H201V261H202ZM209 260H210V259H209ZM209 260H208V261H209ZM214 260H215V258H214ZM227 260H228V259H227ZM227 260H225V263H226ZM237 260H238V259H237ZM246 260H247L246 263H248L249 260H248V259H246ZM250 260H251V259H250ZM0 261H1V260H0ZM2 261H3V260H2ZM10 261H11V259H10ZM12 261H14V260H12ZM16 261H18V264L21 263V262H19V260H16ZM16 261H14V262H16ZM46 261H47V260H46ZM53 261H54V260H53ZM68 261H69V260H68ZM70 261H71V260H70ZM70 261H69V262H70ZM84 261H85V260H84ZM84 261H83V262H84ZM86 261H87V260H86ZM100 261H101V260H100ZM112 261H113V260H112ZM129 261H130V260H128V262H129ZM158 261L160 262V260H158ZM201 261H200V262H201ZM208 261H206V262L204 261V262L207 263ZM215 261H216V260H215ZM223 261H224V260H223ZM255 261H256V260H255ZM255 261H254V262H255ZM6 262H7V260H6ZM14 262H13V263H14ZM44 262H45V260H44ZM48 262H49V261H48ZM48 262H46V263H48ZM50 262H51V261H50ZM54 262H55V261H54ZM60 262L62 263V262H64V261H60ZM72 262H73V261H72ZM75 262H76V261H75ZM75 262H74V263H75ZM80 262H81V261H80ZM105 262H106V261H105ZM107 262L109 263V260H107ZM110 262H111V260H110ZM119 262H120V261H119ZM122 262H123V261H122ZM134 262H135V261H134ZM149 262H150V261H149ZM159 262H158V263H159ZM164 262H165V261H164ZM172 262H173V261H171L170 264H172ZM190 262H192V261H190ZM218 262H219V261H218ZM235 262H236V261H235ZM3 263H5V262L3 261ZM10 263H11V262H10ZM16 263H17V262H16ZM39 263H40V262H39ZM61 263H60V264H61ZM64 263H65V262H64ZM99 263H100V262H99ZM120 263H121V262H120ZM158 263H156V264H158ZM176 263H177V262H176ZM197 263L199 264V262H197ZM215 263H216V262H215ZM255 263H256V262H255ZM1 264H2V263H1ZM8 264H9V263H8ZM14 264H15V263H14ZM53 264H54V263H53ZM69 264H70V263H69ZM72 264H73V263H72ZM75 264H77V263H75ZM81 264H82V263H81ZM85 264H86V263H85ZM100 264H101V263H100ZM110 264H112V262H111ZM113 264H114V262H113ZM117 264H118V263H117ZM121 264H123V263H121ZM127 264H128V263H127ZM129 264H130V263H129ZM131 264H133V263H131ZM134 264H136V263H134ZM141 264H142V263H141ZM147 264H148V263H147ZM149 264H150V263H149ZM151 264H154V263H151ZM159 264H160V263H159ZM163 264H164V263H163ZM179 264H181V263H179ZM187 264H188V263H187ZM208 264H209V263H208ZM221 264H222V263H221ZM233 264H234V262H233ZM236 264H237V263H236ZM249 264H251V263L249 262Z\"/></svg>",
	"mask_w": 264,
	"mask_h": 264
}]
</instances>
